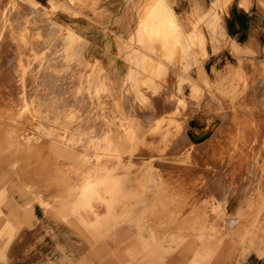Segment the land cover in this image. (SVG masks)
<instances>
[{
  "label": "rangeland",
  "instance_id": "1",
  "mask_svg": "<svg viewBox=\"0 0 264 264\" xmlns=\"http://www.w3.org/2000/svg\"><path fill=\"white\" fill-rule=\"evenodd\" d=\"M54 10H55V8H52L51 11H54ZM170 27L175 28L173 24H171ZM50 37H54V39L51 38V40L49 42L48 40L50 39ZM204 38H205L204 36H200L198 39L199 42L198 41H192V40L184 42L183 40H181L180 35H175L172 38H166L165 40H159L158 41L159 43H157L158 47H159L158 50L153 49V47L149 48V46H147V48H145L147 43L139 41L140 45L143 46L142 48L147 49L148 53H147V55L145 54L146 56L143 55L141 57V59L135 60L134 63H136V66L143 73H145V71L147 70L146 74L148 76H145V77H147L146 78L147 80L138 81V80L134 79L133 77H131V79H129V80H125L128 83H126V85H123V84H125V81L122 83L121 89H120L119 94H118L119 98L117 100L115 91L109 88V85H111L110 83L112 80L105 73H103L101 71V69L96 64L87 61L83 57V55H82V49H83V45H84L83 40L80 39L79 37H77L76 35H74L68 27L55 22L52 18V14L50 11H47L46 9L39 8L34 2H32L30 0H0V39H1L0 40V70H1L0 73L3 72V73H1L2 77L0 76V105H1L0 108L4 109V110L2 109L3 112L0 109V133H1L0 134V140H2V142H3L2 143L0 141L1 145L3 144L2 146H0V150L2 147V152H0V159L2 162L0 161V163H2V165H3L2 166L0 164V172H3L2 174L0 173V197H1L0 203L2 202V200H5V199H7L8 201H11L12 203H14V209L12 210L13 213H15V214L19 213L18 215L17 214L14 215L12 213V215H11L12 217L10 216L11 220L9 219V217L5 219L6 221L3 219V222L6 223L5 224L6 226H7V224H9V220L11 221L10 222V226H11L10 228H12V229L10 230V236H12L11 240L13 243L17 242V241L27 240L28 236L26 237V239H23L22 237L25 233L30 232V234H29L30 239L29 240L31 242H39V241H43V240H55V241H60L61 243L67 244L68 252L72 253L73 256H76L77 258L80 257V259H83V261H85L84 264L88 263L89 256H91L90 259L93 258L92 260H89L90 261L89 264H91V263L92 264H105V263H107V264H121V263L122 264H131V263H133V264H179L181 258H188V256H190L189 258H192L195 255L198 256V254H201L200 258H201L202 264L203 263L204 264H225L227 261H226V259L224 260L222 258L227 257L228 253L231 252V251H229V248L233 247V244L241 245L245 242V244H248L250 247H254V246L258 247L257 244L260 241V232H261L260 227H261V224L264 225V218L261 219V214H262L261 211H263V215H264V206H263L264 201H261V196H260L261 192L259 190L260 179H261V177L264 176V170H263L264 169L263 168L264 167V152L261 153V150H260L261 149L260 146L262 144H263L262 148L264 150V137L263 138L261 137V133H260L261 127H259V126H261V124H262L264 127V117H263V121L261 122L260 117L258 116L259 114L264 115V89H261V87H262L261 84L264 83V67L261 68L262 67V66H260L261 64H259L256 60L238 59L237 64L231 68L230 75L228 72H224L219 77H217L216 79L211 80V81L209 79H207L206 77H204L203 78V86L201 88H198V85L196 84L197 82H193L188 76H186V77H183V76L186 75L191 69V65L189 64V62H190L189 60L191 58L189 55L193 51L192 49L200 48V45L201 46L204 45V42H203ZM4 39H6L8 41H6ZM26 39H28V41ZM37 39H40L37 41L38 45H40V43H43V45L41 44V47L36 45L35 40H37ZM41 39L43 42L41 41ZM46 39H48V40H46ZM18 40H19V43H22V44H20L21 47L16 46V45H19V44H17ZM54 40H56V42L57 41L58 42L52 43ZM5 41L7 44L5 43ZM23 41H25V42L23 43ZM39 41H41V42H39ZM45 41L46 42L48 41L47 42L48 44ZM160 41H164L163 42L164 44L161 43ZM26 42H28V43H26ZM9 43H11V44L8 45ZM33 44L35 46H33ZM26 45H27V47H29L31 45L30 46L31 49H29L30 47L27 48ZM56 45H57V48H55ZM36 46L39 47V51H37L38 48ZM15 47H17L18 51H16ZM40 48L42 49V51H45L44 48L47 49L46 53L45 52L42 53ZM161 48H163V49H161ZM27 49H29V50H27ZM48 49H51V50L49 51ZM159 49H161V50H159ZM166 49H167V51H166ZM26 50H27V52H26ZM33 50H35V52H33ZM3 51H4V53H3ZM30 51H31V53L33 52L34 57L36 56V58H35L36 60L32 57V60H34V61H32V60L29 61V58L32 55V54H30ZM36 51H37V53H36ZM51 51L52 52L54 51V53L52 54ZM156 51L158 53H156ZM50 52L52 55H50ZM166 52H168V55L166 54ZM203 52H205L204 49H203ZM203 52H201V56L204 55ZM18 53L20 55L23 54L22 56L26 55L25 57H23L24 61H22V56H20ZM41 53H42V55H41ZM35 54H39V56L37 57V55H35ZM157 54L159 56H157ZM6 55L7 56L11 55V56H9L10 61L8 60ZM40 55L42 56L41 62H40V59H41ZM47 55H49V57H47ZM27 56H28V59H27ZM147 56H149V57H147ZM4 57H5V59H4ZM13 57H14V60L16 59L15 62L17 64L20 63L18 61L20 59L19 57H21L20 61H22L24 63L25 62L28 63V68L26 66V63H25V65H23L25 69L27 68L26 70L22 69L23 68V66L21 65L22 63H20L18 65L16 63H15L16 65L13 64L12 63ZM39 57H40V59H39ZM146 57H147V59H146ZM151 57L152 58L154 57L155 59L153 58L154 59L153 60ZM156 57H158V58H156ZM46 58H48V59H46ZM25 59H26V61H25ZM44 59H45V61H44ZM50 59H52V60H50ZM159 59L161 62L158 61ZM3 62H5V63H3ZM31 62H32V64H34L35 71L39 70V71H36L38 73V76L36 75L37 74L36 72L34 73L33 65L31 64ZM68 62H69V65H67ZM164 62H165V64H161ZM10 63H12L15 68H13V65L11 66ZM35 63L38 67H36ZM40 64H42V65L44 64V66H42ZM48 64H50V65H48ZM29 65H30V67H29ZM46 65H48V66H46ZM16 66H17V68H16ZM10 67H12V69H16V70L15 71L11 70V72H10V69H11ZM48 67H50V68H48ZM166 67H169V68L177 67L181 71L180 74H182V75L184 74L182 77L181 76L177 77L176 84L174 82L169 83L166 80H164V77H165L164 72L166 71ZM3 68L4 69L7 68L6 72H9L10 75L14 73V76H12L13 78L17 77V75H15V72L18 71L19 74H21V75H19L16 78V80L17 79L20 80V77H21V81H20L21 83L18 80L17 81L19 83H17L16 80L13 78H12V81L13 80L14 81L11 82L10 81L11 76L9 74L7 75V73L5 74V70ZM18 68H20L21 70H19ZM29 69L31 72H33V73H31V75H30ZM41 69H42V71H40ZM24 70L27 71L28 74H26L24 72ZM43 70L46 72L47 76L44 75L45 72H43ZM53 70H54V73H53ZM151 70H152V72L153 71L156 72V74H157V75H155L156 78L154 77L155 73H152ZM18 72H16V74H18ZM158 72H160V73H158ZM39 74H40V76H39ZM48 74H49V76H48ZM29 75L32 77H30ZM4 76H6V77H4ZM34 76H36L38 78L40 77V79L38 80ZM52 76L55 79H53ZM7 77H9V78H7ZM23 77L26 78V79H24V81H23ZM33 77L36 79H34ZM43 77H44V79H43ZM159 77L162 80H160ZM27 78H29L30 80ZM32 78L34 81L30 82ZM48 78L49 79L52 78L53 80L50 79L51 80L50 81ZM60 78H62V79H60ZM150 78L156 79V81L155 82H154V80L151 81ZM46 79H48V81ZM1 80L3 83L1 82ZM26 80H27L28 84L25 82ZM40 80H43V82L41 81V85H42V83H43V85L45 84L44 87H41V85H39ZM54 80H57V81H54ZM163 81H165L164 84H163ZM4 82H7V83L9 82L10 85L13 83L15 88L12 91L16 90V88H17L18 90L16 92L18 94H16L15 91L12 93L11 88H13V87L11 86L9 88L8 86H10V85L7 83L4 84ZM14 82H16V83H14ZM36 82L39 83L38 84L40 86L39 89L44 88V89H41L44 92L37 89L38 85ZM184 82L187 83V85H188V88L186 90L182 89ZM20 84H22V86ZM24 84L26 86L25 89L28 87H32V88L36 89V90L34 89L33 92L31 91L33 89H31V90H30V88H28L29 90L26 89L27 90L26 92H30L26 95L27 96L26 99H25V97H26L25 96V90H23ZM31 84H32V86H31ZM33 84H34V86H33ZM16 85H18V87H16ZM35 85H36V87H35ZM52 85H53V87H52ZM140 85L142 86V88L140 87ZM46 86H48V88ZM63 86L64 87L66 86L65 87L66 92H63V91H65ZM69 86H71V87H69ZM45 87L47 88V91H46ZM89 87L92 88V91ZM19 88H21L20 92H19ZM55 88H56V91L53 93ZM122 88H124V89H122ZM48 89H50V90H48ZM59 89H60L61 93H59ZM80 89L82 90V92ZM137 90H141L142 92L139 93V91H137ZM36 91H37V93H35ZM45 91L47 92V95H45V93H46ZM57 91H58V93H57ZM77 91H78V93H77ZM122 91H124L125 93H123ZM128 91L130 93L131 92L132 93L131 94L128 93V95H126L127 94L126 92H128ZM1 92H3V93L1 94ZM31 92L33 94H38V96L41 97V99H39V97L36 95L35 96L31 95L32 94ZM39 92L42 94V96ZM121 92H122V94H121ZM143 92H145V93H143ZM158 92H159V94H161L160 96L157 95ZM55 93L58 96L59 95L61 96V97H58V98H61L60 100L58 98H56L57 95H55ZM63 93H65L66 96ZM18 96L20 99L18 98ZM78 96H80V97H78ZM129 96H131V98H133L134 100L132 99V101H131V98H129ZM31 97H34V98H31ZM35 97H38V98H35ZM74 97H75L76 101L72 100V99H74ZM120 97H122V98L120 99ZM157 97H158V99L155 100V98H157ZM159 97H161L162 99ZM43 98H44V103L42 101ZM45 98H46V100H45ZM127 98H128L127 101H130L132 103L131 106L125 105ZM34 99L35 100L38 99V100L35 101ZM62 99H64V100H62ZM10 100H11V102H9ZM26 100L29 101V103H26ZM47 101H49L50 103ZM77 101H80V102L77 103ZM165 101L167 104L165 103ZM89 102H90V104H89ZM135 102L137 105L135 104ZM24 103H26V104H24ZM34 103H35V105H34ZM62 103L63 104L66 103V104L63 105ZM155 103H156V107H154ZM71 104L73 106L76 104V106H75L76 108H78L79 106H81V107H79L78 108L79 110H78L75 107H73ZM77 104H79L78 107H77ZM114 104H115V106H114ZM151 104L153 105V107L150 108ZM32 105L35 106L34 108H36L35 109L36 111H34V109L32 110V108H33ZM160 105L161 106L164 105V107L157 109V107H161ZM42 106H44L46 108L44 109ZM64 106L67 108H65ZM113 106H114V108H113ZM26 107H27V110H26ZM28 107H30L31 109ZM40 107L43 108L45 111H46V109H48L46 115L43 114L44 111L41 110ZM58 107H60L59 110H58ZM68 107H70L71 109H68ZM72 107L74 109H72ZM125 108L126 109L129 108V109L125 111ZM141 108H142V110H141ZM146 108L150 111H148ZM112 109H113V112H112ZM71 110L73 111L72 113H71ZM129 110L132 112H129ZM51 111H52V113H51ZM57 111L59 112V114ZM228 111H229V113H228ZM35 112H38V113L40 112L41 114L40 113L38 114ZM89 112H90V114H89ZM114 112H116V114ZM139 112L140 113L145 112V113L140 114ZM75 113H77L79 115V117L77 114L75 115ZM226 113H227V115H226ZM30 114H32L33 116ZM61 114H63V115H61ZM123 114H124V116H123ZM126 114H127V116H125ZM145 114L151 115V118L148 117L149 115L147 116L148 117L147 118L145 116ZM23 115H25V116H23ZM138 115H141L142 117L140 116L141 118L139 119V118H137ZM220 115H222V116L220 117ZM252 115H253V117H252ZM223 116L225 119L223 118ZM32 117H33V119H31ZM125 117H126V119H125ZM144 117H146L147 120L149 118L150 119L148 121H145L146 118H144ZM256 117L259 119H257ZM10 118L12 120H10ZM118 118L121 120H117ZM122 118H123V120H122ZM236 118H238V119H236ZM27 119H29V120L27 121ZM58 119H59V121H58ZM89 119H90V122H88ZM14 120H18V121H14ZM62 121H63V123H62ZM2 122H4V123H2ZM37 122H39V123H37ZM76 122L78 123L77 124L78 126H76V124H75ZM107 122H109V124ZM235 122H236V124H235ZM17 123L20 124V126L15 125ZM24 123H27V124L25 125ZM64 123H66V124H64ZM69 123L71 126L69 125ZM91 123H92V125H91ZM131 123H134L135 125L134 124L132 125ZM12 124L14 127L11 126ZM58 124H60V125H58ZM87 124H88V126H87ZM45 125L52 127L53 130H55L54 128L57 127V129L55 131L58 130V132L54 133L52 128L46 127ZM8 126L9 127L11 126L10 127L11 129L14 128L13 132H11L12 130ZM40 126H42V127H40ZM60 126H65V127H62V129H61ZM79 126H81V127H79ZM75 127L78 129H76ZM244 127L245 128L247 127L246 128L247 130ZM8 128H9L10 132L8 131ZM31 128H32V130H31ZM97 128H99V130ZM103 128H105V129H103ZM136 128L139 130H137ZM16 129H17V131H16ZM63 129H66L65 131H67V129H68V132L64 133V131H61ZM69 129H71V130H69ZM94 129H97V130H95L96 133H95ZM147 129L149 132H147ZM6 130L8 133H11V134H7V136L10 137L11 135H13L12 133H14L13 138H14V136H15V138L14 139L12 137L7 138V136L4 134ZM18 130L19 131L22 130V132L20 133ZM51 130H52V133L50 132ZM72 130H74V132H71ZM255 130H256V132H255ZM133 131H135V132H133ZM15 132H17V133L15 134ZM26 132H28V133H26ZM33 132L37 133V134H32ZM87 132H89V133L87 134ZM128 132H130L131 135H129ZM18 133H20V134H18ZM71 133H74L72 135H74L75 137L72 136ZM133 133L136 136L133 135ZM145 133H146V135H145ZM154 133H156V134H154ZM17 134H18V136L19 135H21V136H19L17 138L16 137ZM55 134H58V135H55ZM256 134L259 136H257ZM47 135H49V136H47ZM92 135L95 136V137H93V139L90 138ZM5 136H6V141L11 139L7 143H4L6 141L3 140L5 138ZM64 136H65V138H64ZM118 136H120V137H118ZM127 136H128V139H127ZM132 136H133V138H135V137L136 138L132 139ZM140 136H144V138L140 137ZM181 136H183V139L181 138ZM80 137H83V138H80ZM104 137L107 138L106 141H105ZM137 137H139L141 139H139V138L137 139ZM174 137L176 139L179 138L180 140L183 141V143H182V141L176 142L174 140L175 139ZM218 137H219V139H218ZM81 139H83V140H81ZM100 139H103L101 141H105V142L101 143L99 141ZM142 139L144 140V143L142 141V145H141V143L138 141H140ZM179 139H177V140H179ZM133 140H135V142ZM184 140H185V142H184ZM24 141H28V144H24ZM29 141H31V142H29ZM60 141H62V142H60ZM63 141H64V143H63ZM92 141H93V143H91ZM98 141L102 145L99 144ZM173 141L176 144H178V145L175 144L176 147H174L175 145H174ZM20 142H22V143H20ZM122 142H123V145L121 144ZM258 142H259V144H258ZM15 143H17V147L19 146L18 143L21 144L22 146H24L22 148V146L20 145L21 151H20V148H18V149L16 148ZM74 143H75V145H74ZM126 143H128V144H126ZM96 144H97V147L95 146ZM170 144H172L174 146L171 147ZM26 145L28 148H26ZM6 146L8 148H6ZM9 146H11V149ZM30 146L33 149H31ZM77 146H78V148H77ZM89 146H91V147H89ZM106 146H107V148H106ZM179 146L182 148H180ZM184 146L186 148H188V147L189 148L186 149ZM29 147H30V149H29ZM61 147L63 150L61 149ZM70 147H71V149H70ZM79 147H80V149H79ZM170 147H171V149L168 150V148H170ZM248 147H250V148H248ZM13 148H16V149L14 151H12ZM24 148L26 149L25 151H24ZM103 148H104V150H103ZM137 148H139V149H137ZM173 148L176 149V151L173 150ZM179 148H180V150H179ZM27 149H28V151H27ZM122 149H123V151H122ZM31 150H33L34 152ZM69 150L71 152H73L74 155ZM75 150H77L78 152ZM105 150L107 151V153ZM3 151H6V152L9 151L8 152L9 154L7 155V153L5 154ZM102 151H104L103 153L104 154L106 153L107 155L106 154L104 155L102 153ZM119 151H120V153H119ZM166 151H169V152H166ZM11 152H13V153L11 154ZM14 152H16V153H14ZM62 152H63V154H62ZM69 152H70V154H69L70 157L67 155ZM88 152L89 153L91 152V153L89 154ZM258 152H260V154ZM48 153H49V155H48ZM65 153H66V155H65ZM76 153L78 156L76 155ZM93 153H94V155H92ZM131 153H134V154H131ZM149 153H150V155H147ZM120 154H121V156H119ZM123 154H126V155H123ZM252 154H253V156H252ZM10 155H12V156H10ZM45 155L47 157H45ZM57 155H59V156H57ZM63 155H65V156H63ZM143 155H146V156H143ZM151 155H153V156H151ZM71 156H73V157L71 158ZM83 156H84V158L82 160ZM92 156L93 157L95 156V158H93ZM117 156H118V158H117ZM125 156L128 159H126ZM129 156H130V160H129ZM131 156H133V158ZM141 156H143L144 158ZM9 157H11V158H9ZM43 157L45 158L47 163L43 159H40ZM89 157H91L92 159H89ZM136 157H138V158L136 159ZM140 157L142 158V160ZM149 157H150V159H149ZM157 158H158V160H157ZM11 159H13V160L10 161ZM80 159H81V161H80ZM85 159H88L89 161L86 160V162H85ZM119 159H120V161H119ZM133 159L136 161H134ZM90 160H92V162ZM94 160H95V162H94ZM96 160H97V162H96ZM131 160H133V162H131ZM14 161L16 162V164ZM138 161L140 162L139 163L140 166L137 163ZM154 161L157 163H155ZM89 163H92V164L90 165ZM86 164H88V166ZM121 164L123 165L124 169L122 168ZM11 165H12V167H11ZM60 165H62L63 167H61ZM14 166H17V169H15ZM91 166H92V168H91ZM115 166H117L116 169H115ZM135 166H137L138 168L137 167L135 168ZM239 166L242 169V171H240L241 169H239ZM4 167L5 168L7 167V168L4 169ZM51 167H53V168H51ZM95 167H96V169H94ZM120 167L122 168L121 169L122 173H121V171H120V173L118 172L120 170ZM131 167H133V168H131ZM129 168L132 170H130ZM114 169H115V171H114ZM133 169H135V170L133 171ZM64 170H67V171H64ZM83 170H85V171H83ZM124 170H126V171L129 170V172L127 171V173H125V172H123ZM209 170H210V172H209ZM111 171H114L115 174ZM202 171H203V173H202ZM236 171H238V173L239 172H241V173H239V175H235V174H237V173H234ZM110 172H111V175H110ZM17 173L21 174L20 175L21 178L19 177L20 183H19V179H17L18 181H16V178H18ZM75 173H76V175H75ZM108 173H109V175H108ZM251 173H253V174H251ZM27 174H28V176H26ZM33 174H35L34 176H36L35 179H34V176H33V178L31 177ZM126 174H127V176L125 177ZM160 174H162V175H160ZM105 175L108 177L104 178ZM123 176L125 178H122ZM194 176H196V177H194ZM80 177H81V179H80ZM85 177L86 178L89 177V179H92V180H94V179L97 180L96 183L98 185L96 183L94 185V188L98 187V188H96L97 190L98 189L100 190L102 188L101 186L103 185L104 188H102L100 191H98V192H100V194H96V196L98 197V199L104 198L103 202H106V203H102V202L99 203L98 202L99 209L92 211L94 213H97V216H90V217H92V218L99 217L98 223H100V225H99L100 228L102 225L105 226L107 224V219L110 217H114L117 219L124 220L123 228L126 231L123 235H121V237H120V235L118 236V237H120V239L117 238L118 240L114 244L108 242L105 237L103 238V236H100L99 233L96 232L97 231L96 225L95 226H87V225H85L84 221L83 222L80 221L82 219L86 220V218H88L86 215H84L85 210H83V212H82V210H80L77 213L76 211H72L69 209L70 203L72 202V200H70V199L74 196L72 194L66 193V190H67V188H69V186H70V188H72L73 184L76 181L79 183L80 182L79 180L85 179ZM215 177H218V178L216 179ZM236 177H239V178H236ZM22 178L25 180H23ZM98 178H101V179H98ZM219 178L221 180H219ZM234 178L236 179V181ZM205 179H207V180H205ZM214 179H216V180H214ZM27 180H30V181H27ZM134 180H137V181H134ZM6 181H7V183H6ZM40 181H42V182H40ZM243 181H244V183H243ZM219 182H220V184H219ZM100 183H102V185H100ZM224 183H226V184H224ZM247 183H249V184H247ZM4 184H6V185L8 184L6 186V188L7 187L11 188L10 192H9V190H7L4 187L5 186ZM107 184H110L111 186H109ZM212 184H215L216 186H214ZM232 184H233V186H232ZM238 184H239V186H238ZM242 184H244V185H242ZM250 184L251 185L254 184V186H256V190L260 193L257 194L258 192L255 190V187H253V185H252V187H253V190H252L251 189L252 187L250 186ZM165 185H167V186H165ZM217 185H218V187H220L219 189H221L222 193L221 192H213L215 189L217 190V188H218ZM234 185H237L236 186L237 189L235 188L237 191L234 189ZM245 185H248L250 188L248 186H245ZM66 186H68V187L66 188ZM106 186L107 187L109 186L108 189ZM231 186L233 187V189ZM2 187H3V189H2ZM43 187H44V189H43ZM223 187H225V188L231 187L230 188L231 190L229 188L228 189L226 188L227 189L226 190ZM163 188H164V190L166 188V190L163 191ZM167 188H169L168 189L169 193H168ZM204 188H205V190H204ZM247 188H249V189H247ZM142 189H143V191H142ZM147 189H148V191H146ZM208 189L211 192L208 191ZM222 189L223 190L225 189L224 191L225 192L227 191V193H228V191H231L234 193H231V192L228 193L230 195L229 196L227 193H224ZM238 189H239V191H238ZM243 190H245V191L243 192ZM248 190H249V192H250V190H252L250 193L248 192L249 195L247 194ZM63 191L65 193H63ZM141 191L145 192V193L142 194ZM160 191H162V193ZM132 192H134L133 194H136L137 196L132 195ZM163 192L165 193V195L167 192V195L166 196L163 195ZM37 193H38V195H37ZM205 193L207 196L204 195ZM218 193H220V194H218ZM251 193L253 194V196H252V198L250 197L251 198V200H250V198L248 196H251L252 195ZM3 194H5V195H3ZM211 194H214L215 196L214 195L211 196ZM216 194H218L219 197L216 196ZM225 194L227 196H225ZM138 195H140V197ZM202 195H203V197H207L206 200L207 201L209 200V202H210V203L206 202V204L207 203L208 204L205 207H204L205 203L204 204L202 203V205H200L201 202H203L205 199L202 197ZM242 195L246 199L249 198L247 200V203L250 200V202L248 203L249 205L246 203L245 198ZM256 195H259L260 197H258V199H257ZM2 196H5L6 198L4 199V197H2ZM16 197H18V198H16ZM94 197L95 196H93V199H94ZM97 197H95V199ZM191 197L193 200L195 199L196 201L194 200V202H193V200H190ZM209 197H211V198L213 197L212 199H215L216 201L215 200L210 201L211 199H209ZM24 198H26V199H24ZM140 198H142V199H140ZM198 198L200 201L198 200ZM202 198H203V201H201ZM234 198H236V199H234ZM27 199H29L31 202ZM40 199L44 200L46 202L48 201L52 204H59L61 206V208L63 209L61 211L62 213L60 215L55 216V217H46L45 216L46 214H44L43 212L48 211V210L42 209L41 204H39ZM129 199H131V200H129ZM225 199H226V201H225ZM237 199H239V200H237ZM242 199L244 201H242ZM7 200H5V201H7ZM25 200H26V202H25ZM220 200L223 202V204H222V202L221 203L219 202ZM135 201H136V203H135ZM191 201L194 204L196 203L195 205L199 204L200 205L199 208L197 209L198 206H196V209L194 210L193 208H195L194 207L195 205L193 204L194 205L193 206L191 204ZM197 201H198V204H197ZM129 202H131V203H129ZM178 202L181 204H179ZM215 202H216V204H214ZM240 202H241V205H242V203L244 204V202H245L243 207L241 205H238V204H240ZM115 203H116L117 208H115L116 206H114ZM15 204H16V206H15ZM17 204H18V206H17ZM20 204H22V206ZM173 205L179 206V207H175ZM208 205L210 207L206 208ZM122 206L124 208H122ZM169 206H173V207L169 208ZM189 206L192 208H189ZM201 206H203V207H201ZM222 206L224 207V209L222 208ZM249 206H252V207H249ZM27 207H29V208H27ZM103 207H104L105 211H104ZM133 207H134V209H133ZM245 207H247V208L245 209ZM130 208H132L133 211H132V209L130 211ZM204 208H206V209H204ZM242 208H244V209H242ZM19 209H21V211ZM26 209L28 210L27 212H26ZM163 209H164V212H163ZM181 209H182L183 213H182ZM188 209L190 212L187 211ZM202 209L205 212L202 211ZM116 210L119 211V213ZM165 210L166 211L168 210L170 212H168V211L166 212ZM174 210L176 211V213L174 212ZM199 210H200V212H203V213H200ZM206 210L207 211L211 210L212 212H209V211L206 212ZM240 210L241 211L243 210L244 214L241 213ZM103 211H104V213H103ZM161 211L165 214V216L162 213L159 214V212H161ZM192 211H193V213H192ZM196 211L198 212L197 215H196V213H197ZM217 211H219V212H217ZM147 212H148V215H146ZM173 212H174V214H173ZM180 212L182 213L181 215H180ZM245 212L247 214V217H245L246 216ZM166 213H167V216L169 215L168 217L171 220L169 219V221L165 224L164 222H166L168 220ZM194 213H195V215H194ZM228 213L230 215L232 213L233 218L234 219L236 218L237 220H238V218H240L239 215H241V214L244 215L243 216L244 218L243 219L241 218L243 223H242V221H240V222L236 221V219L233 220L232 215L229 218L230 215ZM127 214H128V216H127ZM158 214L160 215V217L156 218V216ZM189 214H191L192 216H190ZM27 215L29 216V218ZM183 215H185V216H183ZM17 216H19L20 218L18 219ZM161 216L163 219V220L161 219L162 221L160 220ZM171 216H173L175 219L174 218L172 219ZM179 216L181 217V221H180ZM187 216H188V219L186 218ZM199 216L200 217L202 216L203 218L201 217L199 219ZM22 217H24V218H22ZM148 217H150V218H148ZM177 217H178V219H177ZM189 217L192 218V221L190 220V222H189V219H190ZM226 217H228V218H226ZM31 218H34V219H31ZM62 218H63V220H62ZM182 218L184 220H188V221L183 222ZM23 219H25V220L22 222ZM151 219H152V221H151ZM155 219H157V220H155ZM164 219H166V220H164ZM229 219L230 220L232 219V221H230ZM175 220H176V222H175ZM197 220H199V221H197ZM235 221L237 224L240 223V224H238L239 226L235 223ZM192 222L195 223L193 225H195L196 228H195V226H193L191 224ZM196 222L198 223V225L196 224ZM227 222H229V223H227ZM14 223H15V225H14ZM18 223L19 224L21 223V224L19 225ZM177 223H178V225H177ZM183 223H184V225H183ZM208 223H209V225H208ZM226 223H227V225H225ZM175 224L178 227L180 224V232L177 231L179 228H174V227H177V226H175ZM228 224H230V226H232L233 229ZM1 225L4 226L3 223L0 224V227H2ZM181 225H183L185 227H183ZM203 225H204V227H203ZM233 225H235V226H233ZM130 226H131V228H130ZM137 226H139V227H137ZM150 226H151V228H150ZM216 226L220 227V229ZM226 226H229V227H226ZM80 227H81V229H80ZM181 227H183V228H181ZM200 228H202V229H200ZM225 228H226V232H225ZM149 229H151V230H149ZM157 229H159V230H157ZM184 229L187 230V232ZM214 229L215 230L218 229L219 231L218 230L215 231ZM230 229H232V230H230ZM70 230L73 233H71ZM130 230H132V231H130ZM152 230L154 233L152 232ZM201 230L203 232H201ZM245 230H247V231H245ZM137 231L140 232L142 236L139 235L140 233H138ZM158 231L161 233L159 234ZM11 232H13V233L11 234ZM197 232H198V234H197ZM216 232L218 233V235ZM219 232L222 234H220ZM242 232L245 235L241 234ZM246 232H247V234H246ZM143 234L145 235V237H143L144 236ZM152 234H154V236ZM200 234L202 235V237ZM226 234H229V237ZM88 235L90 236V238L93 241L89 238ZM128 235H130L131 238ZM162 236H164V237H162ZM203 236L205 237V239H203L204 238ZM225 237H226V239H224ZM242 237H243V239H241ZM149 238L152 240H154V239H156V240L151 242V240ZM201 239H203V241ZM239 239L241 241H239ZM157 241L159 242V244ZM171 242H173V243L171 244ZM149 244L152 246H150ZM161 244H164V248L161 246ZM144 245H146V246H144ZM153 245H154V247H153ZM114 249H115V251H113ZM150 249H153V250H150ZM84 252H87L89 255L87 253H84ZM162 252H164V257H160V254H162ZM203 253L205 254V257L202 256ZM126 254H127V256H126ZM84 258H85V260H84ZM101 258H103V259L107 258L108 262H104V260ZM195 258H196V256H195ZM100 260H102V261H100ZM107 260H105V261H107ZM141 260H143V261H141ZM168 260H170V261H168Z\"/></svg>",
  "mask_w": 264,
  "mask_h": 264
},
{
  "label": "crops",
  "instance_id": "2",
  "mask_svg": "<svg viewBox=\"0 0 264 264\" xmlns=\"http://www.w3.org/2000/svg\"><path fill=\"white\" fill-rule=\"evenodd\" d=\"M30 1L39 8L50 11L55 22L68 27L74 35L83 40V57L96 64L112 80L109 88L115 91L117 100L121 85L129 76L130 66L135 68H132L135 70V74L131 77L138 81L147 80L146 75L134 61L137 58L139 60L142 54H147V49L142 48L139 41L147 43L151 37L154 40H165L167 37L172 38L175 35H180L184 42L189 40L199 42L200 36L205 37L203 39L204 47L200 45V48L192 49L193 51L189 55L191 69L186 75L180 74L181 71L177 67H167L169 69L164 72V79L169 83L176 84L177 77L188 76L193 82H197L198 88H201L204 77L211 81L224 72H228L230 75V70L237 64L238 59L256 60L261 64V68L264 67V0ZM52 8L55 10L51 11ZM171 24L175 28H171ZM155 26L158 27V31L154 36L152 32ZM160 35L161 37H159ZM132 46L135 48L133 49ZM154 47L155 50L159 48L158 44ZM136 48L138 49L136 50ZM201 52L204 53L203 56H201ZM136 69H138L137 72ZM167 72H172L173 75ZM261 86V89H264V83ZM187 88L188 85L184 82L182 89L186 90ZM127 100L128 98L125 105L132 104ZM258 116L262 122L264 115L259 114ZM261 126V137L263 138L264 127L262 124ZM263 152L261 145V153ZM259 190L262 193L260 196L263 198L264 176L260 179ZM261 201H264V198ZM43 213L49 217L56 216L53 211ZM47 215L45 216L48 217ZM8 217L5 216V219ZM263 218L264 216L261 215V219ZM4 228L0 229V254H3L0 255V264H44L46 262V264H84L83 259L81 260L68 252L67 244L60 241L55 243V240L31 242L29 240L30 232L25 233L22 237L26 239L28 236L27 240L13 243L9 235L10 222ZM260 229L258 247L254 246L253 248L245 243L241 244L244 246L233 244V247L229 248L231 252L227 257L222 258L226 259L225 264H264L263 224ZM60 245L61 247H59ZM200 259L199 257L181 258L179 264H193V261L196 264L199 262L202 264Z\"/></svg>",
  "mask_w": 264,
  "mask_h": 264
},
{
  "label": "bare ground",
  "instance_id": "3",
  "mask_svg": "<svg viewBox=\"0 0 264 264\" xmlns=\"http://www.w3.org/2000/svg\"><path fill=\"white\" fill-rule=\"evenodd\" d=\"M158 4H159V3H158ZM161 5H162V4H161ZM139 6H140V5H139ZM139 6H138V7H139ZM158 6H159V5H158ZM143 7H144V6H143ZM143 7H142V8H143ZM148 9H149V8H148ZM136 10H137V9H136ZM139 12H140V11H139ZM138 14H139V13H138ZM146 17H147V16H146ZM163 23L165 24V22H163ZM146 25H147V24H146ZM157 26H158V25H157ZM157 26L154 27L153 32H152V33L154 34V36L156 35V33H157V31H158V29H157L158 27H157ZM137 27H138V26H137ZM139 27H140V26H139ZM136 29H137V28H136ZM145 29H146V28H145ZM144 36H145V35H144ZM151 36H152V35H151ZM165 36H166V35H165ZM23 37H24V36H23ZM159 37H161V35H160ZM4 38H5V37H4ZM14 38H15V37H14ZM28 38H29V37H28ZM51 38L54 39V37H50L49 40H48V39H46V40H48V41L50 42ZM135 38H136V37H135ZM163 38H164V37H163ZM167 38H168V37H167ZM21 39H22V38H21ZM137 39H138V38H137ZM200 39H201V38H200ZM0 40H1V39H0ZM4 40H6V39H4ZM19 40H20V39H19ZM19 40H18V43L16 42V43L19 44V45H16V46L21 47L20 44H22V43H19ZM23 40H24V39H23ZM26 40L28 41V39H26ZM38 40H40V39L35 40V41H36L35 43H36L37 46H40V47H41V44L43 45V43H40V45H38V44H37V41H38ZM130 40L132 41L131 37H130ZM147 40H148V38H147ZM152 40H153V41H152ZM160 40H161V39H160ZM6 41H8V40H6ZM6 41H5V43H6ZM20 41H21V40H20ZM41 41H42V39H41ZM41 41H39V42H41ZM48 41H47V42H48ZM144 41H145V40H144ZM151 41H152V42H151ZM158 41H159V40H154L153 37H151V38H149V41L147 42L146 46H149V48H150V47H153V49H155L154 45L156 46V44L159 43ZM3 42H4V41H3ZM24 42H25V41H23V43H24ZM42 42H43V41H42ZM45 42H46V41H45ZM47 42H46V43H47ZM54 42H56V40H54L52 43H54ZM57 42H58V41H57ZM57 42H56V43H57ZM160 42L163 43L164 41H160ZM26 43H28V42H26ZM124 43H126V42H124ZM134 43H135V42H134ZM169 43H170V42H169ZM6 44H7V43H6ZM10 44H11V43H9L8 45H10ZM47 44H48V43H47ZM58 44H59V43H58ZM135 44H136V43H135ZM135 44H134V45H135ZM163 44H164V43H163ZM170 44H171V43H170ZM23 45H24V44H23ZM23 45H22V46H23ZM172 45H173V44H172ZM28 46H29V45H28ZM30 46H31V45H30ZM30 46H29V47H30ZM33 46H35V45L33 44ZM37 46H36V47H37ZM124 46H125V45H124ZM126 46L129 47V45H126ZM203 46H204V45H202V47H203ZM19 47H18V48H19ZM26 47H27V45H26ZM29 47H27V48H29ZM132 47H133V46H132ZM142 47H143V46H142ZM163 47H164V46H163ZM166 47H167V46H166ZM15 48H16V51H18L17 47H15ZM37 48H38L37 51H39V47H37ZM55 48H57V45H56ZM55 48H54V49H55ZM125 48H126V47H125ZM134 48H135V47H133V49H134ZM145 48H147V47H145ZM157 48H158V47H157ZM157 48H156V49H157ZM164 48H165V47H164ZM19 49H20V48H19ZM29 49H31V47H30ZM29 49H27V50H29ZM35 49H36V48H35ZM40 49H41V48H40ZM121 49H122V48H121ZM123 49H124V48H123ZM133 49H132V50H133ZM137 49H138V48H136V50H137ZM139 49H140V48H139ZM161 49H163V48H161ZM161 49H159V50H161ZM23 50H24V49H23ZM27 50H26V52H27ZM44 50H45V51H42V49H41L42 53H44V52L46 53L47 49L44 48ZM48 50L50 51L51 49H48ZM140 50H141V49H140ZM164 50H165V49H164ZM20 51H21V50H20ZM31 51H32V50H31ZM31 51H30V54H32V55H31V57H30L31 59L29 58V61L32 60V57H33L34 59L36 58V56H35V57L33 56V52H35V50H33L32 53H31ZM37 51H36V53H37ZM166 51H167V49H166ZM1 52H2V51H1ZM24 52H25V51H24ZM26 52H25V53H26ZM51 52H52V51H51ZM51 52H50V55H52V54L54 53V51L52 52V54H51ZM146 52H147V51H146ZM3 53H4V51H3ZM20 53H21V52H20ZM22 53H23V52H22ZM25 53H24V54H25ZM28 53H29V52H28ZM42 53H41V55H42ZM147 53H148V52H147ZM156 53H158V52L156 51ZM18 54H19V53H18ZM126 54H127V53H126ZM164 54H165V53H164ZM166 54L168 55V52H166ZM19 55H20V54H19ZM22 55H23V54H21L20 56H22ZM27 55H28V54H27ZM35 55H37V57L39 56V54H35ZM41 55H40L41 59H40V57H39L40 62H41V60H42V56H41ZM143 55L146 56L147 54H146V55H145V54H142V55L140 56L139 59H141V57H142ZM150 55H151V54H150ZM155 55H156V54H155ZM167 55H166V56H167ZM3 56H4V55H3ZM6 56H7V55H6ZM9 56H11V55H9ZM9 56H7V58H8V60L10 61ZM25 56H26V55H25ZM25 56H22V61H24L23 57H25ZM29 56H30V55H29ZM127 56H128V55H127ZM129 56H130V55H129ZM157 56H159V55L157 54ZM47 57H49V55H47ZM147 57H149V56H147ZM147 57H146V59H147ZM1 58H2V57H1ZM19 58H20V59H19L18 62L22 63V64H21L22 66L25 65L26 62L24 63V62L20 61V60H21V57H19ZM59 58H60V57H59ZM126 58H128V57H126ZM130 58H132V57H130ZM130 58H129V59H130ZM151 58H152V57H151ZM153 58H154V57H153ZM153 58H152V59H153ZM156 58H158V57H156ZM4 59H5V57H4ZM12 59H13V62H12V61H11V62H12L13 64H15V63H16V62H15L16 59L14 60V57H13ZM27 59H28V56H27ZM37 59H38V58H37ZM46 59H48V58H46ZM137 59H138V58H137ZM137 59H136V60H137ZM146 59H145V60H146ZM154 59H155V58H154ZM154 59H153V60H154ZM161 59H162V58H161ZM35 60H36V59H35ZM50 60H52V59H50ZM145 60H144V61H145ZM150 60H151V59H150ZM156 60H157V59H156ZM1 61H2V60H1ZM25 61H26V59H25ZM29 61H28V62H29ZM32 61H34V60H32ZM44 61H45V59H44ZM48 61H49V60H48ZM59 61H60V60H59ZM158 61H160V59H159ZM165 61H166V60H165ZM174 61H175V60H174ZM5 62H6V61H5ZM5 62H3V63H5ZM40 62H39V63H40ZM145 62H146V61H145ZM160 62H161V61H160ZM162 62H163V61H162ZM166 62H167V61H166ZM6 63H7V62H6ZM12 63H10L11 66L13 65ZM20 63H18V64H20ZM23 63H24V64H23ZM39 63H38V64H39ZM61 63H62V62H61ZM146 63H147V62H146ZM151 63H152V62H151ZM156 63H157V62H156ZM7 64H8V63H7ZM7 64H6V65H7ZM16 64H17V63H16ZM16 64H15V65H16ZM18 64H17V65H18ZM31 64H32V62H31ZM51 64H52V63H51ZM159 64H160V63H159ZM161 64H165V62H164V63H161ZM175 64H176V63H175ZM6 65H5V66H6ZM8 65H9V64H8ZM32 65H33V69H34L33 71H34V73H35L36 71H39V70H36V71H35L34 64H32ZM32 65H31V66H32ZM35 65H36V63H35ZM40 65H42V64H40ZM40 65H39V66H40ZM48 65H50V64H48ZM48 65H46V66H48ZM52 65H53V64H52ZM57 65H58V64H57ZM67 65H69V62H68ZM145 65H146V64H145ZM171 65H172V64H171ZM9 66H10V65H9ZM26 66H27V68H28V63H26ZM42 66H44V64H43ZM64 66H65V65H64ZM154 66H155V65H154ZM163 66H164V65H163ZM18 67H19V66H18ZM29 67H30V65H29ZM36 67H38V66L36 65ZM52 67H53V66H52ZM55 67H56V66H55ZM10 68H11V69H10V72H11V70H14V71L16 70V69H12V67H10ZM13 68H15L14 65H13ZM16 68H17V66H16ZM21 68H22V67H21ZM27 68H26V69H27ZM44 68H45V67H44ZM44 68H43V69H44ZM48 68H50V67H48ZM53 68H54V67H53ZM57 68H58V67H57ZM61 68H62V67H61ZM64 68H65V67H64ZM132 68H134V67H133V66H130L129 76H128V78H127L126 80L131 79V76L135 74V70H134L135 68H134V69H132ZM172 68H175V67H172ZM1 69H2V68H1ZM3 69H4V68H3ZM6 69H7V68H6ZM6 69H4V70H5V74L7 73V75H8V74L10 75L9 72H6ZM18 69L21 70L20 68H18ZM18 69H17V70H18ZM22 69H25L24 66H23ZM26 69H25V70H26ZM30 69H31V68H30ZM30 69H29V71H30ZM36 69H37V68H36ZM54 69H55V68H54ZM65 69H66V68H65ZM70 69H71V68H70ZM167 69H169V68L166 67V71H168ZM8 70H9V69H8ZM25 70H24V72H25L26 74H28V72L25 71ZM31 70H32V69H31ZM46 70H47V69H46ZM63 70H64V69H63ZM137 70H138V69H136V72H137ZM156 70H157V69H156ZM170 70H171V69H170ZM170 70H169V71H170ZM179 70H180V69H179ZM0 71H1V70H0ZM14 71H13V72H14ZM40 71H42V69H41ZM49 71H50V70H49ZM58 71H59V70H58ZM65 71H66V70H65ZM143 71H144V70H143ZM146 71H147V70H146ZM146 71H145L144 74L147 76ZM149 71H150V70H149ZM171 71H172V70H171ZM13 72H12V73H13ZM16 72H18V71H16ZM16 72H15V75H17V77H18L19 75H21V74H19V72H18V74H16ZM22 72H23V71H22ZM22 72H21V73H22ZM43 72H45V71L43 70ZM50 72H51V71H50ZM56 72H57V71H56ZM56 72H55V73H56ZM60 72H61V71H60ZM60 72H59V73H60ZM62 72H63V71H62ZM125 72H126V71H125ZM139 72H140V71H139ZM151 72H152V70H151ZM151 72H150V73H151ZM1 73H3V72H1ZM1 73H0V76H1ZM31 73H33V72L30 71V75H31ZM36 73H37V72H36ZM39 73H40V72H39ZM51 73H52V72H51ZM53 73H54V70H53ZM57 73H58V72H57ZM65 73H66V72H65ZM71 73H72V72H71ZM84 73H85V72H84ZM147 73H148V72H147ZM152 73H155V74H154V77L156 78V76H155V75H157L156 72L153 71ZM158 73H160V72H158ZM167 73H168V72H167ZM167 73H166V74H167ZM169 73L172 74V72H169ZM169 73H168V74H169ZM26 74H25V75H26ZM41 74H42V73H41ZM43 74H44V73H43ZM49 74H50V73H49ZM49 74H48V76H49ZM141 74H142V73H141ZM30 75H29V76H30ZM34 75H35V74H34ZM36 75L38 76V73H37ZM44 75H46V72H45ZM44 75H43V76H44ZM138 75L140 76V74H138ZM145 75H144V76H145ZM172 75H173V74H172ZM10 76H11V80H10V81L13 82L14 80L12 81V78H13L12 76H14V73L11 74ZM10 76H9V77H10ZM39 76H40V74H39ZM41 76H42V75H41ZM46 76H47V75H46ZM50 76H51V75H50ZM56 76H57V75H56ZM161 76H162V75H161ZM1 77H2V76H1ZM4 77H6V76H4ZM9 77H7V78H9ZM17 77H16V78H17ZM25 77H26V76H25ZM25 77H23V81H24V79H26ZM30 77H32V76H30ZM34 77H36V76H34ZM34 77H33V78H34ZM44 77H45V76H44ZM44 77H43V79H44ZM136 77H137V76H136ZM154 77H153V78H154ZM157 77H158V76H157ZM170 77H171V76H170ZM16 78L14 77L13 79L16 80ZM33 78L31 79L30 82L34 81ZM36 78H37L38 80L40 79V77H39V78L36 77ZM36 78H34V79H36ZM52 78H53V76H52ZM52 78H50V79H51V80L55 79V78H53V79H52ZM57 78H58V77H57ZM80 78H81V77H80ZM125 78H126V77H125ZM153 78H152V79L150 78L151 81L154 80ZM171 78H172V77H171ZM27 79H29V78H27ZM48 79H49V78H48ZM48 79H46V80L48 81ZM50 79H49V80H50ZM60 79H62V78H60ZM138 79H139V78H138ZM157 79H158V78H157ZM159 79H160V77H159ZM168 79H170V78H168ZM17 80H18V79H17ZM17 80H16V82L19 83V82L21 81V77H20V80H18L19 82H18ZM29 80H30V79H29ZM51 80H50V81H51ZM65 80H66V79H65ZM67 80H68V79H67ZM160 80H162V79H160ZM164 80H165V79H164ZM171 80H172V79H171ZM41 81L43 82V80H40V84L36 82L37 85H38V84L41 85ZM54 81H57V80H54ZM1 82H2V80H1ZM16 82H14V83H16ZM25 82L28 84L27 80H26ZM154 82H155V81H154ZM164 82H165V81H163V84H164ZM2 83H3V82H2ZM2 83H1V84H2ZM5 83H7V82H4V84H5ZM20 83H21V82H20ZM26 83H25V84H26ZM87 83H88V82H87ZM126 83H128V82L125 81V84H123V85H126ZM4 84H3V85H4ZM7 84H9V82H8ZM25 84H24V89H23V90H25V96H26L28 93H30V92H26V91H27L26 89H28V88H30V90L33 89V90H31V91L33 92L35 88L28 87V88L25 89V87H26ZM46 84H47V83H46ZM54 84H55V83H54ZM67 84H68V83H67ZM84 84H85V83H84ZM90 84H91V83H90ZM131 84H132V83H131ZM142 84H143V83H142ZM153 84H154V83H153ZM165 84H166V83H165ZM194 84H195V83H194ZM196 84H197V83H196ZM9 85H10V84H9ZM20 85L22 86V84H20ZM20 85H19V86H20ZM39 85H38L37 89L40 88ZM42 85H43V83H42ZM42 85H41V87H44L45 84H44L43 86H42ZM61 85H62V84H61ZM86 85H87V84H86ZM88 85H89V84H88ZM108 85H109V84H108ZM108 85H107V86H108ZM133 85H134V84H133ZM161 85H162V84H161ZM171 85H172V84H171ZM11 86L13 87V88H11V91H12L15 87H14L13 83H12L10 86H8V87L10 88ZM27 86H28V85H27ZM31 86H32V84H31ZM33 86H34V84H33ZM54 86H55V85H54ZM84 86H85V85H84ZM129 86H130V85H129ZM134 86H135V85H134ZM134 86H133V87H134ZM138 86H139V85H138ZM162 86H163V85H162ZM184 86H186V85H184ZM2 87H3V86H2ZM5 87H6V86H5ZM16 87H18V85H16ZM35 87H36V85H35ZM46 87L48 88V86H46ZM46 87H45V88H46ZM52 87H53V85H52ZM63 87H64V86H63ZM65 87H66V86H65ZM65 87H64V90H65ZM69 87H71V86H69ZM74 87H75V86H74ZM125 87H126V86H125ZM131 87H132V86H131ZM140 87L142 88L141 85H140ZM140 87H139V88H140ZM168 87H169V86H168ZM196 87H197V86H196ZM3 88H4V87H3ZM47 88H46V91H47ZM50 88H51V87H50ZM89 88H90L91 91H92V88H91V87H89ZM137 88H138V87H137ZM170 88H171V87H170ZM4 89H5V88H4ZM20 89H21V88H19V92H20ZM41 89H44V88H41ZM41 89H39V90H40V91H43V90H41ZM71 89H72V88H71ZM71 89H70V90H71ZM122 89H124V88H122ZM135 89H136V88H135ZM17 90H18V89L16 88V90H14V91L16 92ZM28 90H29V89H28ZM35 90H36V89H35ZM48 90H50V89H48ZM62 90H63V89H62ZM80 90H81V89H80ZM126 90H127V89H126ZM126 90H125V91H126ZM166 90H167V89H166ZM4 91H5V90H4ZM14 91H12V93H13ZM46 91H45V92H46ZM55 91H56V88H55V90L53 91V93H54ZM137 91H139V93L142 92L141 90H137ZM144 91H145V90H144ZM153 91H154V90H153ZM162 91H163V90H162ZM32 92H31V93H32ZM43 92H44V91H43ZM43 92H42V93H43ZM63 92H66V90L63 91ZM81 92H82V90H81ZM108 92H109V91H108ZM122 92L125 93L124 91H122ZM122 92H121V94H122ZM145 92H146V91H145ZM145 92H143V93H145ZM149 92H150V91H149ZM166 92H167V91H166ZM2 93H3V92H1V94H2ZM12 93H11V94H12ZM35 93H37V91H36ZM39 93H40V92H39ZM57 93H58V91H57ZM59 93H61V92H60V89H59ZM72 93H73V92H72ZM77 93H78V91H77ZM79 93H80V92H79ZM90 93H91V92H90ZM126 93H127L126 95H128V93H130V92L128 91V92H126ZM131 93H132V92H131ZM131 93H130V94H131ZM16 94H18V93L16 92ZM40 94H41V93H40ZM43 94H44V93H43ZM48 94H49V93H48ZM63 94H65V93H63ZM14 95H15V94H14ZM29 95H30V94H29ZM31 95H33V96H35V95L38 96V94H33V93H32ZM45 95H47V92L45 93ZM49 95H50V94H49ZM51 95H52V94H51ZM55 95H57V94L55 93ZM75 95H76V94H75ZM80 95H81V94H80ZM88 95H89V94H88ZM132 95H133V94H132ZM136 95H137V94H136ZM144 95H145V94H144ZM157 95L160 96L161 94H159V92H158ZM41 96H42V94H41ZM65 96H66V94H65ZM86 96H87V95H86ZM120 96H121V95H120ZM133 96H134V95H133ZM4 97H5V96H4ZM14 97H15V96H14ZM38 97H39V96H38ZM38 97H35V98H38ZM44 97H45V96H44ZM58 97H61V96H60V95H59V96L57 95L56 98H58ZM78 97H80V96H78ZM126 97H127V96H126ZM126 97H125V98H126ZM139 97H140V96H139ZM18 98H19V96H18ZM26 98H27V96L25 97V99H26ZM31 98H34V97H31ZM63 98H64V97H63ZM83 98H84V97H83ZM121 98H122V97H120V99H121ZM129 98H131V96H129ZM159 98H161V97H159ZM166 98H167V97H166ZM169 98H170V97H169ZM2 99H3V98H2ZM19 99H20V98H19ZM39 99H41V97H39ZM50 99H51V98H50ZM50 99H49V100H50ZM54 99H55V98H54ZM58 99L60 100L61 98H58ZM76 99H77V98H76ZM132 99H133V98H131V101H132ZM153 99H154V98H153ZM161 99H162V98H161ZM34 100H35V99H34ZM36 100H38V99H36ZM36 100H35V101H36ZM45 100H46V98H45ZM62 100H64V99H62ZM72 100H73V101H76V100H75V97H74V99H72ZM77 100H78V99H77ZM80 100H81V99H80ZM133 100H134V99H133ZM155 100H157V99H155ZM155 100H154V101H155ZM42 101H43V103H44V98H43ZM95 101H96V100H95ZM135 101H136V100H135ZM160 101H161V100H160ZM160 101H159V102H160ZM167 101H168V100H167ZM9 102H11V100H10ZM47 102H49V101H47ZM52 102H53V101H52ZM61 102H62V101H61ZM63 102H64V101H63ZM68 102H69V101H68ZM78 102H80V101H77V103H78ZM124 102H125V101H124ZM127 102H128V101H127ZM133 102H134V101H133ZM26 103H29V101L26 100ZM26 103H24V104H26ZM37 103H38V102H37ZM49 103H50V102H49ZM49 103H48V104H49ZM69 103H70V102H69ZM165 103H166V101H165ZM196 103H197V102H196ZM62 104H63V103H62ZM65 104H66V103H65ZM65 104H63V105H65ZM80 104H81V103H80ZM89 104H90V102H89ZM126 104H127V103H126ZM128 104H129V103H128ZM135 104H136V102H135ZM135 104H134V105H135ZM166 104H167V103H166ZM5 105H6V104H5ZM27 105H28V104H27ZM34 105H35V103H34ZM34 105H32V107H33L32 110L34 109V111H36V110H35L36 108H34V107H35ZM50 105H51V104H50ZM57 105H58V104H57ZM67 105H68V104H67ZM71 105H72V104H71ZM78 105H79V104H77V107H78ZM136 105H137V104H136ZM136 105H135V106H136ZM243 105H244V104H243ZM256 105H257V104H256ZM0 106H1V105H0ZM47 106H48V105H47ZM72 106H73V105H72ZM75 106H76V104H75L73 107H75ZM102 106H103V105H102ZM114 106H115V104H114ZM114 106H113V108H114ZM129 106H131V104H129ZM132 106H133V105H132ZM160 106H161V105H160ZM23 107H24V106H23ZM36 107H37V106H36ZM42 107H43L44 109L46 108V107H44V106H42ZM64 107H65V106H64ZM73 107H72V109H74ZM79 107H81V106H79ZM79 107H78V108H79ZM94 107H95V106H94ZM94 107H93V108H94ZM125 107H126V106H125ZM151 107H153L152 104H151L150 108H151ZM154 107H156V103H155V106H154ZM162 107H164V105L161 106V107H157V109H158V108H162ZM255 107H256V106H255ZM257 107H258V106H257ZM28 108H30V107H28ZM38 108H39V107H38ZM43 108L40 107V109L43 110V111L45 112V113L43 112V114L46 115L48 109H46V111H45ZM65 108H67V107H65ZM75 108H76V107H75ZM78 108H76V109H78ZM129 108H130V107H129ZM129 108H128V109H129ZM147 108H148V107H147ZM147 108H146V109H147ZM214 108H215V107H214ZM222 108H223V107H222ZM0 109H1V108H0ZM2 109H3V108H2ZM2 109H1V111H2ZM8 109H9V108H8ZM30 109H31V108H30ZM52 109H53V108H52ZM56 109H57V108H56ZM59 109H60V107H58V110H59ZM68 109H71V108L68 107ZM85 109H86V108H85ZM119 109H120V108H119ZM128 109L125 108V111L128 110ZM143 109H144V108H143ZM152 109H153V108H152ZM157 109H156V110H157ZM224 109H225V108H224ZM257 109H258V108H257ZM3 110H4V109H3ZM26 110H27V107H26ZM41 110H40V111H41ZM62 110H63V109H62ZM78 110H79V109H78ZM78 110H77V111H78ZM91 110H92V109H91ZM134 110H135V109H134ZM139 110H140V109H139ZM141 110H142V108H141ZM147 110H148V109H147ZM147 110H146V111H147ZM153 110H154V109H153ZM18 111H19V110H18ZM77 111H76V112H77ZM100 111H101V110H100ZM148 111H150V110H148ZM148 111H147V112H148ZM2 112H3V111H2ZM28 112H29V111H28ZM32 112H33V111H32ZM32 112H31V113H32ZM57 112H58V111H57ZM72 112H73V111L71 110V113H72ZM101 112H102V111H101ZM112 112H113V109H112ZM129 112H132V111L129 110ZM147 112H146V113H147ZM161 112H162V111H161ZM164 112H165V111H164ZM164 112H163V113H164ZM166 112H167V111H166ZM35 113H38V112H35ZM39 113H40V112H39ZM39 113H38V114H39ZM51 113H52V111H51ZM95 113H96V112H95ZM114 113L116 114V112H114ZM123 113H124V112H123ZM139 113H140V112H139ZM143 113H145V112H143ZM143 113H140V114H143ZM151 113H152V112H151ZM153 113H154V112H153ZM228 113H229V111H228ZM23 114H24V113H23ZM28 114H29V113H28ZM40 114H41V113H40ZM58 114H59V112H58ZM68 114H69V113H68ZM76 114H77V113H75V115H76ZM89 114H90V112H89ZM124 114H125V113H124ZM124 114H123V116H124ZM160 114H161V113H160ZM231 114H232V113H231ZM254 114H255V113H254ZM258 114H259V113H258ZM258 114H257V115H258ZM30 115H32V114H30ZM61 115H63V114H61ZM73 115H74V114H73ZM77 115H78V114H77ZM91 115H92V114H91ZM130 115H131V114H130ZM135 115H136V114H135ZM148 115H149V114H147V115L145 114L146 117H147ZM223 115H224V114H223ZM226 115H227V113H226ZM257 115H256V116H257ZM23 116H25V115H23ZM32 116H33V115H32ZM57 116H58V115H57ZM80 116H81V115H80ZM125 116H127V114H126ZM140 116H141V115H138L137 118L140 119V118L142 117V116H141V117H140ZM143 116H144V115H143ZM216 116H217V115H216ZM221 116H222V115H220V117H221ZM237 116H238V115H237ZM237 116H236V117H237ZM241 116H242V115H241ZM68 117H69V116H68ZM71 117H72V116H71ZM78 117H79V115H78ZM90 117H91V116H90ZM135 117H136V116H135ZM135 117H134V118H135ZM146 117H144V118H146ZM148 117L151 118V115H149ZM148 117H147V118H148ZM220 117H219V118H220ZM252 117H253V115H252ZM261 117H262V116H261ZM18 118H19V117H18ZM73 118H74V117H73ZM94 118H95V117H94ZM94 118H93V119H94ZM96 118H97V117H96ZM123 118H124V117H123ZM123 118H122V120H123ZM129 118H130V117H129ZM147 118H146V120H145V119H144V120H145V121H148V120L150 119V118H149V119L147 120ZM223 118H224V116H223ZM256 118H257V117H256ZM31 119H33V117H32ZM34 119H35V118H34ZM59 119H60V118H59ZM59 119H58V121H59ZM71 119H72V118H71ZM74 119H75V118H74ZM99 119H100V118H99ZM104 119H105V118H104ZM125 119H126V117H125ZM125 119H124V120H125ZM139 119H138V120H139ZM224 119H225V118H224ZM227 119H228V118H227ZM236 119H238V118H236ZM247 119H248V118H247ZM257 119H259V118H257ZM260 119H261V118H260ZM7 120H8V119H7ZM10 120H12V119L10 118ZM28 120H29V119H27V121H28ZM46 120H47V119H46ZM95 120H96V119H95ZM95 120H94V121H95ZM115 120H116V119H115ZM117 120H121V119L118 118ZM221 120H222V119H221ZM254 120H255V119H254ZM14 121H18V120H14ZM27 121H26V122H27ZM34 121H35V120H34ZM67 121H68V120H67ZM92 121H93V120H92ZM240 121H241V120H240ZM9 122H10V121H9ZM31 122H32V121H31ZM31 122H30V123H31ZM48 122H49V121H48ZM65 122H66V121H65ZM73 122H74V121H73ZM86 122H87V121H86ZM88 122H90V119H89ZM99 122H100V121H99ZM105 122H106V121H105ZM117 122H118V121H117ZM122 122H123V121H122ZM134 122H135V121H134ZM225 122H226V121H225ZM256 122H257V121H256ZM2 123H4V122H2ZM28 123H29V122H28ZM37 123H39V122H37ZM49 123H50V122H49ZM59 123H60V122H59ZM62 123H63V121H62ZM67 123H68V122H67ZM84 123H85V122H84ZM96 123H97V122H96ZM107 123L109 124V122H107ZM118 123H119V122H118ZM129 123H130V122H129ZM228 123H229V122H228ZM13 124H14V123H13ZM13 124H12L11 126H13ZM24 124L26 125L27 123H24ZM33 124H34V123H33ZM50 124H51V123H50ZM60 124H61V123H60ZM60 124H58V125H60ZM64 124H66V123H64ZM75 124H76V126H78V125H77V124H78L77 122H76ZM104 124H105V123H104ZM131 124L133 125L134 123H131ZM221 124H222V123H221ZM235 124H236V122H235ZM240 124H241V123H240ZM240 124H239V125H240ZM252 124H253V123H252ZM5 125H6V124H5ZM7 125H8V124H7ZM15 125H17V126L19 125V126H20V124H18V123L15 124ZM36 125H37V124H36ZM61 125H62V124H61ZM69 125H70V123H69ZM91 125H92V123H91ZM96 125H97V124H96ZM134 125H135V124H134ZM224 125H225V124H224ZM239 125H238V126H239ZM11 126H10V127H11ZM23 126H24V125H23ZM31 126H32V125H31ZM45 126H46V125H45ZM70 126H71V125H70ZM74 126H75V125H74ZM87 126H88V124H87ZM127 126H128V125H127ZM253 126H254V125H253ZM8 127H9V126H8ZM10 127H9V128H10ZM13 127H14V126H13ZM21 127H22V126H21ZM40 127H42V126H40ZM46 127H50V126H46ZM53 127H54V126H53ZM60 127H61V129H62V127H65V126H60ZM68 127H69V126H68ZM68 127H67V128H68ZM72 127H73V126H72ZM79 127H81V126H79ZM91 127H92V126H91ZM95 127H96V126H95ZM97 127H98V126H97ZM131 127H132V126H131ZM225 127H226V126H225ZM225 127H224V128H225ZM259 127H262V126H259ZM9 128H8V131L10 132ZM17 128H18V127H17ZM19 128H20V127H19ZM22 128H23V127H22ZM22 128H21V129H22ZM25 128H26V127H25ZM28 128H29V127H28ZM50 128H52V127H50ZM70 128H71V127H70ZM75 128H76V127H75ZM84 128H85V127H84ZM87 128H88V127H87ZM89 128H90V127H89ZM92 128H93V127H92ZM107 128H108V127H107ZM123 128H124V127H123ZM127 128H128V127H127ZM127 128H126V129H127ZM242 128H243V127H242ZM244 128H245V127H244ZM246 128H247V127H246ZM246 128H245V129H246ZM1 129H2V128H1ZM10 129H11V128H10ZM13 129H14V128H13ZM13 129H11V130H12L11 132H13ZM41 129H42V128H41ZM54 129L56 130L57 127L54 128ZM73 129H74V128H73ZM76 129H78V128H76ZM97 129L99 130V128H97ZM97 129H94V131L97 130ZM103 129H105V128H103ZM133 129H134V128H133ZM136 129H137V128H136ZM31 130H32V128H31ZM48 130H49V129H48ZM52 130H53V128H52ZM52 130L50 131L51 133H52ZM55 130H53L54 133H55V132L57 133L58 130H57V131H55ZM65 130H66V129H63V130H61V131H64V133H65V132H68V129H67V131H65ZM69 130H71V129H69ZM85 130H86V129H85ZM88 130H89V129H88ZM90 130H91V129H90ZM100 130H101V129H100ZM137 130H139V129H137ZM224 130H225V129H224ZM246 130H247V129H246ZM253 130H254V129H253ZM261 130H262V129H261ZM16 131H17V129H16ZM18 131H19V130H18ZM33 131H34V130H33ZM101 131H102V130H101ZM111 131H112V130H111ZM129 131H130V130H129ZM135 131H136V130H135ZM135 131H133V132H135ZM251 131H252V130H251ZM263 131H264V130H263ZM6 132H7V130H6L5 133H4L6 136H7V134H11V133H8V132L6 133ZM19 132L21 133L22 130L19 131ZM46 132H47V131H46ZM71 132H74V130H72ZM80 132H81V131H80ZM90 132H91V131H90ZM106 132H107V131H106ZM108 132H109V131H108ZM114 132H115V131H114ZM147 132H149L148 129H147ZM147 132H146V133H147ZM219 132H220V131H219ZM237 132H238V131H237ZM245 132H246V131H245ZM255 132H256V130H255ZM16 133H17V132H15V134H16ZM20 133H18V134H20ZM26 133H28V132H26ZM88 133H89V132H87V134H88ZM95 133H96V131H95ZM97 133H98V132H97ZM128 133H129V135H131L130 132H128ZM143 133H144V132H143ZM146 133H145V135H146ZM224 133H225V132H224ZM260 133H261V132H260ZM262 133H263V132H262ZM0 134H1V133H0ZM12 134L14 135V133H12ZM18 134L16 135L17 138H18L19 136H21V135L18 136ZM22 134H23V133H22ZM32 134H37V133H34V132H33ZM59 134H60V133H59ZM72 134H74V133H71V135H72ZM75 134H76V133H75ZM85 134H86V133H85ZM122 134H123V133H122ZM154 134H156V133H154ZM154 134H153V135H154ZM13 135H11L10 137L7 136V138H11V137L13 138ZM23 135H24V134H23ZM23 135H22V136H23ZM55 135H58V134H55ZM71 135H70V136H71ZM76 135H77V134H76ZM81 135H82V134H81ZM105 135H106V134H105ZM129 135H128V136H129ZM133 135H135V134L133 133ZM142 135H143V134H142ZM174 135H175V134H174ZM236 135H237V134H236ZM240 135H241V134H240ZM256 135H257V134H256ZM6 136H5V138L3 139V140H5V141H6ZM25 136H26V135H25ZM29 136H30V135H29ZM38 136H39V135H38ZM40 136H41V135H40ZM47 136H49V135H47ZM59 136H60V135H59ZM59 136H58V137H59ZM62 136H63V135H62ZM62 136H61V137H62ZM72 136H74V135H72ZM79 136H80V135H79ZM98 136H99V135H98ZM122 136H123V135H122ZM128 136H127V139H128ZM135 136H136V135H135ZM147 136H148V135H147ZM219 136H220V135H219ZM238 136H239V135H238ZM257 136H259V135H257ZM3 137H4V136H3ZM74 137H75V136H74ZM93 137H95V136L92 135L90 138L93 139ZM118 137H120V136H118ZM140 137H143V138H144V136H140ZM176 137H177V136H176ZM236 137H237V136H236ZM251 137H252V136H251ZM14 138H15V136H14ZM14 138H13V139H14ZM59 138H60V137H59ZM64 138H65V136H64ZM80 138H83V137H80ZM90 138H89V139H90ZM104 138H105V137H104ZM124 138H125V137H124ZM135 138H136V137H135ZM135 138H133V136H132V139H135ZM138 138H139V137H137V139H138ZM145 138H146V137H145ZM163 138H164V137H163ZM174 138H175V137H174ZM181 138L183 139V136H181ZM233 138H234V137H233ZM1 139H2V138H1ZM21 139H22V138H21ZM32 139H33V138H32ZM51 139H52V138H51ZM106 139H107V138H105V141H106ZM112 139H113V138H112ZM139 139H141V138H139ZM146 139H147V138H146ZM177 139H179V138H177ZM177 139L175 138L174 140H175L176 142H178V141H182V140H180V139H179V140H177ZM218 139H219V137H218ZM235 139H236V138H235ZM10 140H11V139H9L8 141H10ZM17 140H18V139H17ZM81 140H83V139H81ZM101 140H103V139H100V140H99L101 143L105 142V141H101ZM110 140H111V139H110ZM119 140H120V139H119ZM0 141L2 142V140H0ZM8 141H6V142H4V143H7ZM18 141H19V140H18ZM31 141H32V140H31ZM31 141H29V142H31ZM49 141H50V140H49ZM51 141H52V140H51ZM56 141H57V140H56ZM86 141H87V140H86ZM95 141H96V140H95ZM99 141H98V143H99ZM113 141H114V140H113ZM121 141H122V140H121ZM126 141H127V140H126ZM133 141L135 142V140H133ZM136 141H137V140H136ZM142 141H143V143H144V140H143V139L140 140V141H138V142H140L141 145H142ZM243 141H244V140H243ZM257 141H258V140H257ZM1 142H0V146L3 145V144L1 145ZM11 142H12V141H11ZM16 142H17V141H16ZM32 142H33V141H32ZM60 142H62V141H60ZM68 142H69V141H68ZM84 142H85V141H84ZM184 142H185V140H184ZM218 142H219V141H218ZM2 143H3V142H2ZM9 143H10V142H9ZM9 143H8V144H9ZM20 143H22V142H20ZM63 143H64V141H63ZM82 143H83V142H82ZM85 143H86V142H85ZM91 143H93V141H92ZM101 143H99V144H101ZM136 143H137V142H136ZM173 143H174V145L176 144L174 141H173ZM173 143H172V144H173ZM180 143H181V142H180ZM182 143H183V141H182ZM15 144H16V145H15L16 148H17V149L20 148V151H21V147H20L21 144L18 143V145H19L18 147H17V143H15ZM24 144H28V141H24ZM29 144H30V143H29ZM32 144H33V143H32ZM69 144H70V143H69ZM72 144H73V143H72ZM72 144H71V145H72ZM79 144H80V143H79ZM83 144H84V143H83ZM111 144H112V143H111ZM121 144L123 145V142H122ZM126 144H128V143H126ZM134 144H135V143H134ZM138 144H139V143H138ZM172 144H170L171 147L174 146V145H172ZM258 144H259V142H258ZM4 145H5V144H4ZM11 145H12V144H11ZM30 145H31V144H30ZM74 145H75V143H74ZM101 145H102V144H101ZM176 145H178V144H176ZM176 145H175L174 147H176ZM179 145H180V144H179ZM186 145H187V144H186ZM189 145H190V144H189ZM262 145H263V144H262ZM7 146H8V145H7ZM7 146H6V148H8ZM12 146H13V145H12ZM21 146H22V145H21ZM28 146H29V145H28ZM32 146H33V145H32ZM65 146H66V145H65ZM69 146H70V145H69ZM93 146H94V145H93ZM95 146L97 147V144H96ZM95 146H94V147H95ZM111 146H112V145H111ZM182 146H183V145H182ZM251 146H252V145H251ZM9 147H10V149H11V146H9ZM23 147H24V146H22V148H23ZM30 147H31V146H30ZM30 147H29V149H30ZM81 147H82V146H81ZM89 147H91V146H89ZM104 147H105V146H104ZM171 147L168 148V150L171 149ZM179 147H180V146H179ZM184 147H185V146H184ZM260 147H261V146H260ZM4 148H5V147H4ZM16 148H13L12 151H14ZM26 148H28L27 145H26ZM37 148H38V147H37ZM40 148H41V147H40ZM42 148H43V147H42ZM77 148H78V146H77ZM106 148H107V146H106ZM106 148H105V149H106ZM111 148H112V147H111ZM120 148H121V147H120ZM123 148H124V147H123ZM180 148H182V147H180ZM180 148H179V150H180ZM185 148H186V147H185ZM188 148H189V147H188ZM188 148H186V149H188ZM242 148H243V147H242ZM248 148H250V147H248ZM31 149H33V148L31 147ZM61 149H62V147H61ZM70 149H71V147H70ZM79 149H80V147H79ZM82 149H83V148H82ZM85 149H86V148H85ZM87 149H88V148H87ZM137 149H139V148H137ZM166 149H167V148H166ZM233 149H234V148H233ZM255 149H256V148H255ZM255 149H254V150H255ZM257 149H258V148H257ZM6 150H7V149H6ZM25 150H26V149L24 148V151H25ZM41 150H42V149H41ZM62 150H63V149H62ZM62 150H61V151H62ZM90 150H91V149H90ZM103 150H104V148H103ZM173 150L176 151V149H174V148H173ZM212 150H213V149H212ZM248 150H249V149H248ZM260 150H261V149H260ZM27 151H28V149H27ZM29 151H30V150H29ZM31 151H33V150H31ZM35 151H36V150H35ZM57 151H58V150H57ZM64 151H65V150H64ZM64 151H63V152H64ZM69 151H70V150H69ZM75 151H77V150H75ZM105 151H106V150H105ZM122 151H123V149H122ZM185 151H186V150H185ZM0 152H2V147H1ZM3 152H4L5 154L7 153V155L9 154V153H8L9 151H8V152L3 151ZM33 152H34V151H33ZM39 152H40V151H39ZM39 152H38V153H39ZM63 152H62V154H63ZM70 152H71V151H70ZM70 152L67 154L69 157H70V155H69ZM77 152H78V151H77ZM79 152H80V151H79ZM103 152H104V151H102V153H103ZM129 152H130V151H129ZM166 152H169V151H166ZM173 152H174V151H173ZM12 153H13V152H11V154H12ZM14 153H16V152H14ZM35 153H36V152H35ZM60 153H61V152H60ZM60 153H59V154H60ZM66 153H67V152H66ZM66 153H65V155H66ZM71 153L73 154V152H71ZM88 153H89V152H88ZM90 153H91V152H90ZM90 153H89V154H90ZM97 153H98V152H97ZM99 153H100V152H99ZM106 153H107V151H106ZM106 153H105V154H106ZM114 153H115V152H114ZM119 153H120V151H119ZM121 153H122V152H121ZM137 153H138V152H137ZM146 153H147V152H146ZM171 153H172V152H171ZM258 153L260 154V152H258ZM41 154H42V153H41ZM86 154H87V153H86ZM103 154H104V153H103ZM105 154H104V155H105ZM108 154H109V153H108ZM131 154H134V153H131ZM151 154H152V153H151ZM204 154H205V153H204ZM237 154H238V153H237ZM38 155H39V154H38ZM46 155H47V154H46ZM46 155H45V157H47ZM48 155H49V153H48ZM65 155H63V156H65ZM73 155H74V154H73ZM76 155H77V153H76ZM92 155H94V153H93ZM106 155H107V154H106ZM123 155H126V154H123ZM136 155H137V154H136ZM147 155H150V153L147 154ZM10 156H12V155H10ZM13 156H14V155H13ZM42 156H43V155H42ZM57 156H59V155H57ZM77 156H78V155H77ZM119 156H121V154H120ZM143 156H146V155H143ZM143 156H141V157H143ZM151 156H153V155H151ZM151 156H150V157H151ZM223 156H224V155H223ZM252 156H253V154H252ZM14 157H15V156H14ZM72 157H73V156H71V158H72ZM75 157H76V156H75ZM92 157H93V156H92ZM104 157H105V156H104ZM123 157H124V156H123ZM131 157L133 158V156H131ZM141 157H140V158H141ZM150 157H149V159H150ZM208 157H209V156H208ZM2 158H3V157H2ZM9 158H11V157H9ZM77 158H78V157H77ZM83 158H84V156L82 157V160H83ZM93 158H95V156H94ZM98 158H99V157H98ZM117 158H118V156H117ZM125 158H126V156H125ZM137 158H138V157H136V159H137ZM143 158H144V157H143ZM194 158H195V157H194ZM206 158H207V157H206ZM15 159H16V158H15ZM36 159H37V158H36ZM40 159H43V160L47 163V161L45 160L44 157H43V158H40ZM89 159H92V158L89 157ZM115 159H116V158H115ZM126 159H128V158H126ZM134 159H135V158H134ZM134 159H133V160H134ZM149 159H148V160H149ZM204 159H205V158H204ZM241 159H242V158H241ZM12 160H13V159H11L10 161H12ZM19 160H20V159H19ZM75 160H76V159H75ZM86 160H88V159H85V162H86ZM97 160H98V159H97ZM97 160H96V162H97ZM100 160H101V159H100ZM117 160H118V159H117ZM129 160H130V156H129ZM129 160H128V161H129ZM133 160H131V162H133ZM138 160H139V159H138ZM141 160H142V158H141ZM157 160H158V158H157ZM198 160H199V159H198ZM243 160H244V159H243ZM0 161H1V159H0ZM10 161H9V162H10ZM73 161H74V160H73ZM80 161H81V159H80ZM88 161H89V160H88ZM90 161L92 162V160H90ZM119 161H120V159H119ZM119 161H118V162H119ZM134 161H136V160H134ZM139 161H140V160H139ZM139 161L137 162L138 165H139V163H140ZM191 161H192V160H191ZM206 161H207V160H206ZM208 161H209V160H208ZM1 162H2V161H1ZM14 162H15V161H14ZM20 162H21V161H20ZM94 162H95V160H94ZM118 162H117V163H118ZM122 162H123V161H122ZM146 162H147V161H146ZM154 162H155V161H154ZM154 162H153V163H154ZM158 162H159V161H158ZM209 162H210V161H209ZM10 163H11V162H10ZM83 163H84V162H83ZM99 163H100V162H99ZM119 163H120V162H119ZM125 163H126V162H125ZM135 163H136V162H135ZM155 163H157V162H155ZM221 163H222V162H221ZM0 164L2 165V163H0ZM15 164H16V162H15ZM15 164H14V165H15ZM52 164H53V163H52ZM62 164H63V163H62ZM65 164H66V163H65ZM67 164H68V163H67ZM71 164H72V163H71ZM84 164H85V163H84ZM89 164L91 165L92 163H89ZM104 164H105V163H104ZM131 164H132V163H131ZM212 164H213V163H212ZM216 164H217V163H216ZM223 164H224V163H223ZM223 164H222V165H223ZM256 164H257V163H256ZM86 165L88 166V164H86ZM94 165H95V164H94ZM105 165H106V164H105ZM117 165H118V164H117ZM121 165H122V164H121ZM166 165H167V164H166ZM231 165H232V164H231ZM238 165H239V164H238ZM240 165H241V164H240ZM2 166H3V165H2ZM4 166H5V165H4ZM7 166H8V165H7ZM27 166H28V165H27ZM51 166H52V165H51ZM60 166L63 167L62 165H60ZM92 166H93V165H92ZM92 166H91V168H92ZM139 166H140V165H139ZM147 166H148V165H147ZM245 166H246V165H245ZM9 167H10V166H9ZM11 167H12V165H11ZM49 167H50V166H49ZM93 167H94V166H93ZM102 167H103V166H102ZM116 167H117V166H115V169H116ZM133 167H134V166H133ZM133 167H131V168H133ZM136 167H137V166H135V168H136ZM192 167H193V166H192ZM225 167H226V166H225ZM262 167H263V166H262ZM6 168H7V167H6ZM6 168L4 167V169H6ZM14 168L17 169V166H14ZM21 168H22V167H21ZM51 168H53V167H51ZM69 168H70V167H69ZM85 168H86V167H85ZM85 168H84V169H85ZM88 168H89V167H88ZM122 168L124 169L123 165H122ZM122 168L120 167V170L118 171L119 173H120V171H121V173H122V170H121ZM137 168H138V167H137ZM194 168H195V167H194ZM237 168H238V167H237ZM263 168H264V167H263ZM94 169H96V167H95ZM115 169H114V171H115ZM126 169H127V168H126ZM129 169H130V168H129ZM175 169H176V168H175ZM180 169H181V168H180ZM223 169H224V168H223ZM227 169H228V168H227ZM239 169H241L240 166H239ZM250 169H251V168H250ZM26 170H27V169H26ZM58 170H59V169H58ZM86 170H87V169H86ZM130 170H132V169H130ZM134 170H135V169H133V171H134ZM173 170H174V169H173ZM193 170H194V169H193ZM207 170H208V169H207ZM237 170H238V169H237ZM247 170H248V169H247ZM263 170H264V169H263ZM3 171H4V170H3ZM13 171H14V170H13ZM22 171H23V170H22ZM64 171H67V170H64ZM83 171H85V170H83ZM114 171H111V172L114 173ZM116 171H117V170H116ZM127 171L129 172V170H127ZM127 171L124 170L123 172L127 173ZM238 171H239V170H238ZM238 171L234 172V173H237V174H235V175H239V173H241V172L238 173ZM240 171H242V169H241ZM251 171H252V170H251ZM92 172H93V171H92ZM111 172H110V175H111ZM141 172H142V171H141ZM162 172H163V171H162ZM189 172H190V171H189ZM200 172H201V171H200ZM209 172H210V170H209ZM219 172H220V171H219ZM219 172H218V173H219ZM252 172H253V171H252ZM0 173L2 174L3 172H0ZM15 173H16V172H15ZM76 173H77V172H76ZM76 173H75V175H76ZM183 173H184V172H183ZM202 173H203V171H202ZM227 173H228V172H227ZM242 173H243V172H242ZM22 174H23V173H22ZM88 174H89V173H88ZM93 174H94V173H93ZM93 174H92V175H93ZM114 174H115V173H114ZM163 174H164V173H163ZM191 174H192V173H191ZM211 174H212V173H211ZM251 174H253V173H251ZM14 175H15V174H14ZM14 175H13V176H14ZM20 175H21L20 173H17V177H18V178H16V181H18L17 179H19V183H20V178H21ZM34 175H35V174H33L31 177L33 178ZM108 175H109V173H108ZM123 175H124V174H123ZM160 175H162V174H160ZM179 175H180V174H179ZM221 175H222V174H221ZM235 175H234V176H235ZM23 176H24V175H23ZM26 176H28V174H27ZM93 176H94V175H93ZM120 176H121V175H120ZM126 176H127V174L125 175V177H126ZM192 176H193V175H192ZM211 176H212V175H211ZM240 176H241V175H240ZM246 176H247V175H246ZM250 176H251V175H250ZM250 176H249V177H250ZM5 177H6V176H5ZM8 177H9V176H8ZM19 177H20V178H19ZM35 177H36V176H34V179H35ZM82 177H83V176H82ZM95 177H96V176H95ZM100 177H101V176H100ZM107 177H108V176L105 175L104 178H107ZM125 177L123 176L122 178H125ZM148 177H149V176H148ZM159 177H160V176H159ZM189 177H190V176H189ZM194 177H196V176H194ZM208 177H209V176H208ZM255 177H256V176H255ZM186 178H187V177H186ZM215 178L217 179L218 177H215ZM222 178H223V177H222ZM225 178H226V177H225ZM225 178H224V179H225ZM236 178H239V177H236ZM244 178H245V177H244ZM8 179H9V178H8ZM22 179H23V178H22ZM22 179H21V180H22ZM37 179H38V178H37ZM80 179H81V177H80ZM98 179H101V178H98ZM118 179H119V178H118ZM180 179H181V178H180ZM216 179H214V180H216ZM234 179H235V178H234ZM240 179H241V178H240ZM240 179H239V180H240ZM250 179H251V178H250ZM4 180H5V179H4ZM23 180H25V179H23ZM104 180H105V179H104ZM205 180H207V179H205ZM212 180H213V179H212ZM219 180H221V179L219 178ZM222 180H223V179H222ZM254 180H255V179H254ZM27 181H30V180H27ZM74 181H75V180H74ZM79 181H80L79 183L76 181V182L73 184L72 188H70L69 185H68L69 188H67L68 186H66V188H67L66 193L72 194V195L74 196V197H72V198L70 199V200H72V202L70 203V206H69L70 208H69V209L72 210V211H76L77 213H78V211H80V210H82V212H83V210H85L84 215H86L88 218H86V220H85V219H82V220H80V221H82V222L84 221L85 225H87V226H95V225H96V227H97V231H96V232L99 233L100 236H103V238L105 237L106 240H107L108 242L114 244V243L118 240L117 238L120 239L121 235H123V234L125 233V231H126V230L123 228V222H124V220H122V219H117V218H114V217H110V218L107 219V224H106L105 226L102 225L101 228H100V226H99L100 223H98V222H99V220H98L99 217L92 218V217H90V216H97V213H94V212H92V211H94V210H96V209H99V204H98V202H99V203H101V202H102V203H106V202H103V201H104V198H99V199H98V197L96 196V194H100V192H98V191H100V190H101L102 188H104V187H103L102 183H100V185H102V186H101L102 188H101L100 190H99V189L97 190L96 188H98V187L94 188V185H95V183H96L97 180H95V179H94V180L89 179V177H87V178L85 177V179H82V180H79ZM119 181H120V180H119ZM134 181H137V180H134ZM143 181H144V180H143ZM209 181H210V180H209ZM235 181H236V179H235ZM40 182H42V181H40ZM99 182H100V181H99ZM102 182H103V181H102ZM106 182H107V181H106ZM109 182H110V181H109ZM220 182H221V181H220ZM220 182H219V184H220ZM247 182H248V181H247ZM250 182H251V181H250ZM254 182H255V181H254ZM6 183H7V181H6ZM30 183H31V182H30ZM65 183H66V182H65ZM72 183H73V182H72ZM185 183H186V182H185ZM204 183H205V182H204ZM243 183H244V181H243ZM1 184H2V183H1ZM96 184H97V183H96ZM217 184H218V183H217ZM224 184H226V183H224ZM227 184H228V183H227ZM236 184H237V183H236ZM239 184H240V183H239ZM239 184H238V186H239ZM247 184H249V183H247ZM254 184H255V183H254ZM254 184H252V185H253V187H255V190H256V186H254ZM4 185H5L4 187L6 188V186H7L8 184H7V185L4 184ZM14 185H15V184H14ZM97 185H98V184H97ZM97 185H96V186H97ZM107 185L111 186L110 184H107ZM163 185H164V184H163ZM183 185H184V184H183ZM207 185H208V184H207ZM212 185L216 186L215 184H212ZM242 185H244V184H242ZM252 185L250 184L251 187H252ZM255 185H256V184H255ZM27 186H28V185H27ZM47 186H48V185H47ZM47 186H46V187H47ZM109 186H108V187H109ZM165 186H167V185H165ZM165 186H164V187H165ZM203 186H204V185H203ZM208 186H209V185H208ZM210 186H211V185H210ZM232 186H233V184H232ZM232 186H231V187H232ZM236 186H237V185H234V189L236 188ZM245 186H248V185H245ZM106 187H107V186H106ZM108 187H107V189H108ZM136 187H137V186H136ZM200 187H201V186H200ZM217 187H218V185H217ZM231 187H226V188H227V189H228V188L230 189ZM243 187H244V186H243ZM248 187H249V186H248ZM253 187L251 188L252 190H253ZM8 188H9V187H7L6 189L9 190V192H10V189H11V188H9V189H8ZM147 188H148V187H147ZM189 188H190V187H189ZM209 188H210V187H209ZM211 188H212V187H211ZM215 188H216V187H215ZM219 188H220V187H218L217 190L215 189L214 191H213L212 189H211V190H212L213 192H221V193H222L221 189H219ZM223 188H225V187H223ZM226 188H225V189H226ZM245 188H246V187H245ZM249 188H250V187H249ZM249 188H247V189H249ZM2 189H3V187H2ZM12 189H13V188H12ZM26 189H27V188H26ZM43 189H44V187H43ZM45 189H46V188H45ZM107 189H106V190H107ZM168 189H169V188H167V190H168ZM225 189H224V190H225ZM227 189H226V190H227ZM232 189H233V187H232ZM236 189H237V188H236ZM236 189H235V190H236ZM13 190H14V189H13ZM28 190H29V189H28ZM137 190H138V189H137ZM139 190H140V189H139ZM165 190H166V188H165ZM165 190H164V188H163V191H165ZM180 190H181V189H180ZM196 190H197V189H196ZM199 190H200V189H199ZM204 190H205V188H204ZM222 190H223V189H222ZM224 190H223V192H224V193H227V191L225 192ZM230 190H231V189H230ZM252 190H250V192H251ZM135 191H136V190H135ZM142 191H143V189H142ZM142 191H141V192H142ZM146 191H148V189H147ZM202 191H203V190H202ZM202 191H201V192H202ZM208 191H210V190L208 189ZM236 191H237V190H236ZM238 191H239V189H238ZM244 191H245V190H243V192H244ZM256 191H257V190H256ZM7 192H8V191H7ZM34 192H35V191H34ZM61 192H62V191H61ZM113 192H114V191H113ZM139 192H140V191H139ZM160 192L162 193V191H160ZM181 192H182V191H181ZM183 192H184V191H183ZM192 192H193V191H192ZM210 192H211V191H210ZM210 192H209V193H210ZM230 192H231V191H228V193H230ZM248 192H249V190L247 191V194L249 195L250 192H249V193H248ZM257 192H258V191H257ZM13 193H14V192H13ZM31 193H32V192H31ZM31 193H30V194H31ZM63 193H65V192L63 191ZM101 193H102V192H101ZM104 193H105V192H104ZM133 193H134V192H132V195H136V194H133ZM136 193H137V192H136ZM143 193H145V192H142V194H143ZM161 193H160V194H161ZM168 193H169V190H168ZM206 193H207V192H206ZM206 193H205L204 195H206ZM228 193H227V194H228ZM231 193H234V192H231ZM241 193H242V192H241ZM259 193H260V192H258L257 194H259ZM32 194H33V193H32ZM39 194H40V193H39ZM102 194H103V193H102ZM139 194H140V193H139ZM200 194H201V193H200ZM207 194H208V193H207ZM214 194H215V193H214ZM214 194H211V196L214 195ZM218 194H220V193H218ZM218 194H216V196L219 197ZM238 194H239V193H238ZM251 194H252V193H251ZM251 194H250V195H251ZM261 194H262V193H261ZM3 195H5V194H3ZM9 195H10V194H9ZM18 195H19V194H18ZM37 195H38V193H37ZM65 195H66V194H65ZM132 195H131V196H132ZM163 195H165L164 192H163ZM166 195H167V192H166ZM166 195H165V196H166ZM208 195H209V194H208ZM222 195H223V194H222ZM228 195H229V194H228ZM248 195H247V196H248ZM10 196H11V195H10ZM27 196H28V195H27ZM27 196H26V197H27ZM39 196H40V195H39ZM93 196H95V197H97V198L95 199V197H94V199H93ZM136 196H137V195H136ZM138 196L140 197V195H138ZM141 196H142V195H141ZM168 196H169V195H168ZM206 196H207V195H206ZM214 196H215V195H214ZM214 196H213V197H214ZM225 196H227V195L225 194ZM229 196H230V195H229ZM242 196H243V195H242ZM252 196H253V194H252L251 196H248V197H249V198H250V197L252 198ZM263 196H264V195H263ZM2 197H4V199L6 198L5 196H2ZM11 197H12V196H11ZM22 197H23V196H22ZM28 197H29V196H28ZM36 197H37V196H36ZM107 197H108V196H107ZM169 197H170V196H169ZM202 197H203V195H202ZM213 197H212V198H213ZM223 197H224V196H223ZM243 197H244V196H243ZM243 197H242V198H243ZM248 197H247V198H248ZM258 197H260V196H259V195H256V198H257V199H258ZM0 198H1V197H0ZM16 198H18V197H16ZM135 198H136V197H135ZM142 198H143V197H142ZM142 198H140V199H142ZM163 198H164V197H163ZM171 198H172V197H171ZM203 198H205V199H204V201H205L207 197H203ZM203 198H202L201 201H203ZM212 198L209 197V199H211L210 201L215 200V199H212ZM224 198H225V197H224ZM226 198H227V197H226ZM240 198H241V197H240ZM244 198H245V197H244ZM249 198H248V199H249ZM251 198H250V200H251ZM256 198H255V199H256ZM263 198H264V197H263ZM263 198H261V199H263ZM24 199H26V198H24ZM38 199H39V198H38ZM105 199H106V198H105ZM120 199H121V198H120ZM138 199H139V198H138ZM189 199H190V198H189ZM234 199H236V198H234ZM248 199L245 198L246 203H247V200H248ZM5 200H7V199H5ZM5 200H2V202L0 203V222L3 223L4 226H5L6 223L3 222V219L5 220V216L8 217L9 215H12V213H13L12 210L14 209V203H12L11 201H8V200L5 201ZM27 200H29V199H27ZM129 200H131V199H129ZM129 200H128V201H129ZM135 200H136V199H135ZM154 200H155V199H154ZM165 200H166V199H165ZM172 200H173V199H172ZM175 200H176V199H175ZM177 200H178V199H177ZM190 200H193L192 197H191ZM194 200H195V199H194ZM194 200H193V202H194ZM198 200H199V198H198ZM237 200H239V199H237ZM237 200H236V201H237ZM240 200H241V199H240ZM250 200H249V202H250ZM29 201H30V200H29ZM33 201H34V200H33ZM35 201H36V200H35ZM124 201H125V200H124ZM163 201H164V200H163ZM195 201H196V200H195ZM199 201H200V200H199ZM204 201L201 202L200 205H202V203H203V204L205 203V204H204V207H205V206L208 204V203L206 204V202H209V200H208V201L206 200L205 202H204ZM215 201H216V200H215ZM225 201H226V199H225ZM242 201H244V200L242 199ZM25 202H26V200H25ZM30 202H31V201H30ZM132 202H133V201H132ZM137 202H138V201H137ZM188 202H189V201H188ZM217 202H218V201H217ZM219 202L221 203L222 201L220 200ZM219 202H218V203H219ZM249 202H248V203H249ZM124 203H125V202H124ZM129 203H131V202H129ZM135 203H136V201H135ZM139 203H140V202H139ZM139 203H138V204H139ZM156 203H157V202H156ZM178 203H179V202H178ZM209 203H210V202H209ZM220 203H219V204H220ZM224 203H225V202H224ZM248 203H247V204H248ZM18 204H19V203H18ZM18 204H17V206H18ZM22 204H23V203H22ZM22 204H20V205L22 206ZM26 204H27V203H26ZM28 204H29V203H28ZM37 204H38V203H37ZM39 204H41L42 209L55 212V215H56V216H57V215H60V214L62 213L61 211L63 210L59 204H52V203H50V202H48V201L46 202V201L41 200V199H40V203H39ZM117 204H118V203H117ZM121 204H122V203H121ZM179 204H181V203H179ZM191 204L193 205L194 203H192V201H191ZM195 204H196V203H195ZM195 204H194V205H195ZM197 204H198V201H197ZM214 204H216V202H215ZM222 204H223V202H222ZM244 204H245V202H244ZM244 204L242 203V205H241V202H240V204H238V205H241V206L243 207ZM250 204H251V203H250ZM161 205H162V204H161ZM169 205H170V204H169ZM194 205H193V206H194ZM200 205H199V204H198V205H195V206H194L195 208H193V209L195 210V209H196V206H198V207H197V209H198ZM217 205H218V204H217ZM217 205H216V206H217ZM220 205H221V204H220ZM224 205H225V204H224ZM224 205H223V206H224ZM248 205H249V204H248ZM254 205H255V204H254ZM15 206H16V204H15ZM25 206H26V205H25ZM29 206H30V205H29ZM114 206H116V203H115ZM156 206H157V205H156ZM173 206H175V205H173ZM173 206H169V208H170V207H173ZM223 206H222V208L224 209ZM263 206H264V205H263ZM136 207H137V206H136ZM141 207H142V206H141ZM154 207H155V206H154ZM154 207H153V208H154ZM175 207H179V206H175ZM201 207H203V206H201ZM208 207H210V206L208 205L206 208H208ZM239 207H240V206H239ZM249 207H252V206H249ZM261 207H262V206H261ZM27 208H29V207H27ZM115 208H117V206H116ZM120 208H121V207H120ZM120 208H119V209H120ZM122 208H124V207L122 206ZM138 208H139V207H138ZM167 208H168V207H167ZM189 208H192V207L189 206ZM206 208H204V209H206ZM246 208H247V207H245V209H246ZM257 208H258V207H257ZM103 209H104V207H103ZM131 209H132V208H130V211H131ZM133 209H134V207H133ZM133 209H132V211H133ZM151 209H152V208H151ZM154 209H155V208H154ZM200 209H201V208H200ZM242 209H244V208H242ZM19 210L21 211V209H19ZM24 210H25V209H24ZM24 210H23V211H24ZM123 210H124V209H123ZM170 210H171V209H170ZM172 210H173V209H172ZM190 210H191V209H190ZM213 210H214V209H213ZM249 210H250V209H249ZM16 211H17V210H16ZM27 211H28V210L26 209V212H27ZM104 211H105V209H104ZM104 211H103V213H104ZM116 211H117V210H116ZM116 211H115V212H116ZM130 211H129V212H130ZM153 211H154V210H153ZM153 211H152V212H153ZM165 211H166V210H165ZM167 211H168V210H167ZM167 211H166V212H167ZM178 211H179V210H178ZM181 211H182V209H181ZM187 211H189V209H188ZM202 211H204V210L202 209ZM208 211H209V210H208ZM208 211L206 210V212H208ZM214 211H215V210H214ZM237 211H238V210H237ZM240 211H241V210H240ZM245 211H246V210H245ZM259 211H260V210H259ZM17 212H18V211H17ZM31 212H32V211H31ZM117 212L119 213V211H117ZM163 212H164V209H163ZM163 212L161 211V212H159V214L162 213V214L165 216V214H164ZM168 212H170V211H168ZM174 212L176 213L175 210H174ZM174 212H173V214H174ZM189 212H190V211H189ZM196 212H197V211H196ZM199 212H200V210H199ZM204 212H205V211H204ZM209 212H212V211L210 210ZM217 212H219V211H217ZM249 212H250V211H249ZM113 213H114V212H113ZM182 213H183V211H182ZM182 213L180 212V215H181ZM192 213H193V211H192ZM200 213H203V212H200ZM241 213H243V210L241 211ZM241 213H240V214H241ZM254 213H255V212H254ZM261 213H262L261 215H263V211H261ZM13 214L16 215L17 213H16V214L13 213ZM18 214H19V213H18ZM18 214H17V215H18ZM22 214H23V213H22ZM27 214H28V213H27ZM44 214H45V213H44ZM75 214H76V213H75ZM100 214H101V213H100ZM159 214L156 216V218L160 217ZM169 214H170V213H169ZM197 214H198V212L196 213V215H197ZM204 214H205V213H204ZM209 214H210V213H209ZM228 214H229V213H228ZM243 214H244V213H243ZM245 214H246V212H245ZM14 215H13V216H14ZM31 215H32V214H31ZM46 215H47V214H46ZM53 215H54V214H53ZM146 215H148V212H147ZM170 215H171V214H170ZM186 215H187V214H186ZM189 215L192 216L191 214H189ZM194 215H195V213H194ZM229 215H230V214H229ZM231 215H232V218H233V214H232V213H231ZM231 215L229 216V218L231 217ZM24 216H25V215H24ZM27 216H28V215H27ZM32 216H33V215H32ZM47 216H48V215H47ZM127 216H128V214H127ZM149 216H150V215H149ZM166 216H167V213H166ZM168 216H169V215H168ZM168 216H167V217H168ZM183 216H185V215H183ZM202 216H203V215H202ZM202 216H201V217H202ZM227 216H228V215H227ZM243 216H244V215H242V214L239 215L240 218H238V220L235 218L236 221H238V222L242 221V219L244 218ZM263 216H264V215H263ZM9 217H10V216H9ZM11 217H12V216H11ZM33 217H34V216H33ZM48 217H49V216H48ZM64 217H65V216H64ZM67 217H68V216H67ZM71 217H72V216H71ZM179 217H180V216H179ZM195 217H196V216H195ZM201 217L199 216V219H200ZM204 217H205V216H204ZM208 217H209V216H208ZM224 217H225V216H224ZM245 217H247V214H246ZM14 218H15V217H14ZM17 218L19 219L20 217L17 216ZM22 218H24V217H22ZM28 218H29V216H28ZM80 218H81V217H80ZM118 218H119V217H118ZM125 218H126V217H125ZM125 218H124V219H125ZM148 218H150V217H148ZM163 218H164V217H163ZM171 218L173 219L174 217L171 216ZM183 218H184V217H183ZM183 218H182V219H183ZM186 218L188 219V216H187ZM189 218H190V217H189ZM202 218H203V217H202ZM206 218H207V217H206ZM226 218H228V217H226ZM241 218H242V219H241ZM18 219H17V220H18ZM26 219H27V218H26ZM31 219H34V218H31ZM143 219H144V218H143ZM161 219H162V216H161L160 220H161ZM169 219H170V218L168 217V220H167L166 222H164V223L166 224V223L169 221ZM174 219H175V218H174ZM177 219H178V217H177ZM184 219H185V218H184ZM184 219L182 220L183 222L188 221V220H184ZM194 219H195V218H194ZM197 219H198V218H197ZM235 219L233 218V220H235ZM10 220H11V219H10ZM24 220H25V219H23L22 222H23ZM27 220H28V219H27ZM62 220H63V218H62ZM74 220H75V219H74ZM153 220H154V219H153ZM155 220H157V219H155ZM162 220H163V219H162ZM162 220H161V221H162ZM164 220H166V219H164ZM170 220H171V219H170ZM190 220L192 221V218L189 219V222H190ZM229 220H230V219H229ZM229 220H228V221H229ZM5 221H6V220H5ZM28 221H29V220H28ZM72 221H73V220H72ZM148 221H149V220H148ZM151 221H152V219H151ZM180 221H181V217H180ZM197 221H199V220H197ZM211 221H212V220H211ZM230 221H232V219H231ZM236 221H235V223H236ZM9 222H11V221H9ZM22 222H21V223H22ZM25 222H26V221H25ZM75 222H76V221H75ZM170 222H171V221H170ZM175 222H176V220H175ZM233 222H234V221H233ZM246 222H247V221H246ZM7 223H8V222H7ZM16 223H17V222H16ZM21 223H20V224H21ZM30 223H31V222H30ZM59 223H60V222H59ZM61 223H62V222H61ZM73 223H74V222H73ZM76 223H77V222H76ZM132 223H133V222H132ZM142 223H143V222H142ZM142 223H141V224H142ZM157 223H158V222H157ZM181 223H182V222H181ZM205 223H206V222H205ZM205 223H204V224H205ZM220 223H221V222H220ZM227 223H229V222H227ZM227 223H226L225 225H227ZM242 223H243V221H242ZM242 223H241V224H242ZM18 224H19V223H18ZM20 224H19V225H20ZM31 224H32V223H31ZM63 224H64V223H63ZM146 224H147V223H146ZM191 224L193 225V224H195V223L192 222ZM191 224H190V225H191ZM196 224L198 225L197 222H196ZM221 224H222V223H221ZM231 224H232V223H231ZM233 224H234V223H233ZM236 224H237V223H236ZM238 224H240V223H238ZM238 224H237V225H238ZM244 224H245V223H244ZM8 225H9V224H8ZM11 225H12V224H11ZM14 225H15V223H14ZM24 225H25V224H24ZM78 225H79V224H78ZM124 225H125V224H124ZM168 225H169V224H168ZM177 225H178V223H177ZM177 225L175 224V226H177ZM183 225H184V223H183ZM183 225H181V226H183ZM188 225H189V224H188ZM208 225H209V223H208ZM219 225H220V224H219ZM228 225L230 226V224H228ZM1 226H2V225H1ZM4 226H2V227L4 228ZM31 226H32V225H31ZM79 226H80V225H79ZM98 226H99V227H98ZM142 226H143V225H142ZM151 226H152V225H151ZM151 226H150V228H151ZM193 226H195V225H193ZM193 226H192V227H193ZM211 226H212V225H211ZM229 226H226V227H229ZM233 226H235V225H233ZM238 226H239V225H238ZM2 227L0 228L1 230H2ZM10 227H11V226H10ZM137 227H139V226H137ZM143 227H144V226H143ZM148 227H149V226H148ZM154 227H155V226H154ZM166 227H167V226H166ZM173 227H174V226H173ZM183 227H185V226H183ZM183 227H181V228H183ZM187 227H188V226H187ZM189 227H190V226H189ZM203 227H204V225H203ZM203 227H202V228H203ZM216 227H218V226H216ZM230 227H232V226H230ZM244 227H245V226H244ZM68 228H69V227H68ZM130 228H131V226H130ZM155 228H156V227H155ZM174 228H179L177 231L180 232V224H179V227L177 226V227H174ZM195 228H196V226H195ZM195 228H194V229H195ZM202 228H200V229H202ZM218 228L220 229V227H218ZM238 228H239V227H238ZM260 228H261V227H260ZM4 229H5V228H4ZM11 229H12V228H10V230H11ZM69 229H70V228H69ZM80 229H81V227H80ZM132 229H133V228H132ZM140 229H141V228H140ZM189 229H190V228H189ZM191 229H192V228H191ZM204 229H205V228H204ZM223 229H224V228H223ZM232 229H233V227H232ZM232 229H230V230H232ZM250 229H251V228H250ZM134 230H135V229H134ZM138 230H139V229H138ZM149 230H151V229H149ZM157 230H159V229H157ZM169 230H170V229H169ZM169 230H168V231H169ZM184 230H185V229H184ZM205 230H206V229H205ZM214 230H215V229H214ZM216 230H218V229H216ZM216 230H215V231H216ZM7 231H8V230H7ZM12 231H13V230H12ZM130 231H132V230H130ZM185 231L187 232V230H185ZM199 231H200V230H199ZM212 231H213V230H212ZM218 231H219V230H218ZM218 231H217V232H218ZM245 231H247V230H245ZM9 232H10V231H9ZM15 232H16V231H15ZM70 232L73 233L71 230H70ZM75 232H76V231H75ZM137 232H138V231H137ZM137 232H136V233H137ZM152 232H153V230H152ZM156 232H157V231H156ZM158 232H159V231H158ZM201 232H203V231L201 230ZM201 232H200V233H201ZM217 232H216V233H217ZM223 232H224V231H223ZM225 232H226V228H225ZM225 232H224V233H225ZM0 233H1V232H0ZM12 233H13V232H11V234H12ZM132 233H133V232H132ZM132 233H131V234H132ZM138 233H140V232H138ZM153 233H154V232H153ZM160 233H161V232H159V234H160ZM183 233H184V232H183ZM212 233H213V232H212ZM214 233H215V232H214ZM219 233H220V232H219ZM228 233H229V232H228ZM233 233H234V232H233ZM233 233H232V234H233ZM14 234H15V233H14ZM131 234H130V235H131ZM144 234H145V233H144ZM144 234H143V235H144ZM197 234H198V232H197ZM220 234H222V233H220ZM241 234L245 235L243 232H242ZM246 234H247V232H246ZM9 235H10V234H9ZM99 235H98V236H99ZM119 235H120V237H118ZM130 235H128V236L130 237ZM139 235H141V233H140ZM152 235L154 236V234H152ZM155 235H156V234H155ZM163 235H164V234H163ZM200 235H201V234H200ZM200 235H199V236H200ZM203 235H204V234H203ZM217 235H218V233H217ZM226 235L229 237V234H226ZM226 235H225V236H226ZM238 235H239V234H238ZM243 235H242V236H243ZM52 236H53V235H52ZM52 236H51V237H52ZM88 236H89V235H88ZM141 236H142V235H141ZM8 237H9V236H8ZM10 237H12V236H10ZM143 237H145V235H144ZM162 237H164V236H162ZM201 237H202V235H201ZM203 237H204V236H203ZM89 238H90V236H89ZM130 238H131V237H130ZM140 238H141V237H140ZM140 238H139V239H140ZM167 238H168V237H167ZM169 238H170V237H169ZM10 239H11V238H10ZM10 239L7 238V240H10ZM90 239H91V238H90ZM128 239H129V238H128ZM143 239H144V238H143ZM149 239H150V238H149ZM170 239H171V238H170ZM173 239H174V238H173ZM203 239H205V237H204ZM203 239H201V240L203 241ZM224 239H226V237H225ZM234 239H235V238H234ZM241 239H243V237H242ZM91 240H92V239H91ZM147 240H148V239H147ZM150 240H151V242H152V241H154V240H156V239H154V240L150 239ZM158 240H159V239H158ZM167 240H168V239H167ZM250 240H251V239H250ZM250 240H249V241H250ZM92 241H93V240H92ZM103 241H104V240H103ZM122 241H123V240H122ZM160 241H161V240H160ZM202 241H201V242H202ZM239 241H241V240L239 239ZM251 241H252V240H251ZM251 241H250V242H251ZM8 242H9V241H8ZM84 242H85V241H84ZM157 242H158V241H157ZM174 242H175V241H174ZM201 242H200V243H201ZM55 243H56V241H55ZM119 243H120V242H119ZM133 243H134V242H133ZM172 243H173V242H171V244H172ZM242 243H243V242H242ZM244 243H245V242H244ZM7 244H8V243H7ZM130 244H131V243H130ZM130 244H129V245H130ZM135 244H136V243H135ZM151 244H152V243H151ZM158 244H159V242H158ZM158 244H157V245H158ZM164 244H165V243H164ZM164 244H161V246H162L163 248H164ZM169 244H170V243H169ZM146 245H147V244H146ZM146 245H144V246H146ZM149 245H150V244H149ZM202 245H203V244H202ZM108 246H109V245H108ZM130 246H131V245H130ZM150 246H152V245H150ZM150 246H149V247H150ZM200 246H201V245H200ZM241 246H244V245H241ZM59 247H61V245H60ZM153 247H154V245H153ZM165 247H166V246H165ZM197 247H198V246H197ZM5 248H6V247H5ZM5 248H4V249H5ZM146 248H147V247H146ZM146 248H145V249H146ZM155 248H156V247H155ZM175 248H176V247H175ZM253 248H254V247H253ZM116 249H117V248H116ZM147 249H148V248H147ZM153 249H154V248H153ZM153 249H150V250H153ZM160 249H161V248H160ZM196 250H197V249H196ZM200 250H201V249H200ZM254 250H255V249H254ZM2 251H3V247H2ZM2 251H1V252H2ZM113 251H115V249H114ZM157 251H158V250H157ZM160 251H161V250H160ZM160 251H159V252H160ZM239 251H241V250H239ZM255 251H256V250H255ZM109 252H110V251H109ZM124 252H125V251H124ZM126 252H127V251H126ZM193 252H194V251H193ZM3 253H4V252H3ZM84 253H87V252H84ZM84 253H83V254H84ZM141 253H142V252H141ZM141 253H140V254H141ZM1 254H2V253H1ZM1 254H0V255H1ZM87 254H88V253H87ZM117 254H118V253H117ZM165 254H166V253H165ZM193 254H194V253H193ZM238 254H239V253H238ZM238 254H237V255H238ZM245 254H246V253H245ZM2 255H3V254H2ZM2 255H1V256H2ZM84 255H85V254H84ZM88 255H89V254H88ZM114 255H115V254H114ZM129 255H130V254H129ZM141 255H142V254H141ZM173 255H174V254H173ZM194 255H195V254H194ZM239 255H240V254H239ZM239 255H238V256H239ZM247 255H248V254H247ZM255 255H256V254H255ZM1 256H0V257H1ZM126 256H127V254H126ZM138 256H139V255H138ZM146 256H147V255H146ZM171 256H172V255H171ZM195 256L200 258V257H201V254H198V256H197V255H195ZM195 256H194V257H195ZM202 256L205 257V254L203 253ZM83 257H84V256H83ZM160 257H164V252H162V254H160ZM174 257H175V256H174ZM177 257H178V256H177ZM189 257H190V256H188V258H189ZM243 257H244V256H243ZM258 257H259V256H258ZM79 258H80V257H79ZM81 258H82V257H81ZM90 258H91V256H89V260H92V259H93V258H92V259H90ZM138 258H139V257H138ZM144 258H145V257H144ZM153 258H154V257H153ZM188 258H187V259H188ZM240 258H241V257H240ZM0 259H1V258H0ZM101 259H103V258H101ZM112 259H113V258H112ZM197 259H198V258H197ZM241 259H242V258H241ZM2 260H3V259H2ZM78 260H79V259H78ZM81 260H82V259H81ZM84 260H85V258H84ZM89 260H88V263H87V264H89V262H90ZM103 260H104V262H108L107 258H106V259H103ZM105 260H107V261H105ZM121 260H122V259H121ZM170 260H171V259H170ZM170 260H168V261H170ZM198 260H199V259H198ZM198 260H197V261H198ZM76 261H77V260H76ZM100 261H102V260H100ZM118 261H119V260H118ZM128 261H129V260H128ZM141 261H143V260H141ZM145 261H146V260H145ZM195 261H196V260H195ZM200 261H201V259H200ZM78 262H80V261H78ZM78 262H77V263H78ZM84 262H85V261H84ZM174 262H175V261H174ZM198 262H199V261H198ZM232 262H233V261H232ZM46 263H47V262H46ZM46 263H44V264H46ZM67 263H69V262H67ZM93 263H94V262H93ZM99 263H100V262H99ZM116 263H117V262H116ZM164 263H165V262H164ZM192 263H193V264H196V262H194V261H193ZM234 263H235V262H234ZM42 264H43V263H42ZM85 264H86V263H85ZM91 264H92V263H91ZM105 264H107V263H105ZM121 264H122V263H121ZM131 264H133V263H131ZM197 264H198V263H197ZM199 264H200V262H199ZM203 264H204V263H203ZM229 264H230V263H229Z\"/></svg>",
  "mask_w": 264,
  "mask_h": 264
}]
</instances>
